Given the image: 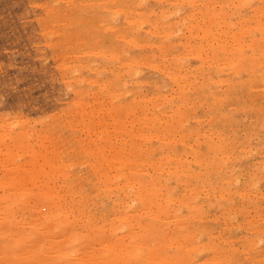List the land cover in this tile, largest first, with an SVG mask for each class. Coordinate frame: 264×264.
Returning a JSON list of instances; mask_svg holds the SVG:
<instances>
[{
    "label": "bare ground",
    "instance_id": "1",
    "mask_svg": "<svg viewBox=\"0 0 264 264\" xmlns=\"http://www.w3.org/2000/svg\"><path fill=\"white\" fill-rule=\"evenodd\" d=\"M58 1L54 0V3L55 2L58 3ZM78 1L80 2V0H77V3H76V0H75V3L77 4V6H76V4L74 5L75 7L70 5V4L68 5V3H67L68 1L64 2V4L67 3L68 6H72V7H74V9L77 7L76 8V10H77L78 7H81V6H78V4H79ZM84 1H86V0H83V4L85 3ZM93 1H95V0H93ZM98 1H100V0H98ZM118 1H121V0H118ZM127 1H129V0H126L125 3H127ZM132 1H130V2L133 3ZM141 1L139 0L138 5L140 4ZM146 1L147 0H145L144 2H146ZM172 1L175 2V0H172ZM177 1L181 2L182 0H177ZM190 1L188 3H190ZM214 1L215 2H211V3H210V1H207V2L210 5L216 4L217 0H214ZM222 1H225V0H221L220 2H222ZM262 1H263L262 2L263 4L260 1L261 5L258 4L259 2H255L257 5L253 4L252 6H248V7H251L250 8L251 11L248 14L249 16L247 14L245 16V14H244V13H248V11L246 12V10H248V9L243 11V13L241 11L242 15L244 14L243 15L244 17H242V19L237 18L241 26L237 25V26H239V29L237 26L235 27L234 26V24L236 23V21H235V23L233 24V26H234L233 28L238 29V31L235 29V31L237 33H231L230 36H228L229 38L227 37L228 39L225 38V40H226L225 42H222L218 37V34H219L218 27H220V29H222L223 31L224 30L227 31V26H229V25L225 24L226 25L225 28L219 26L220 24H223L224 21H221L222 22L221 23L218 19H219V16H222L221 15L222 12L225 11L226 8H228V7L224 8V9L222 8L223 10L220 9L222 11V12L220 11L221 12L220 14L218 13L219 7L217 9V12L216 11L212 12V13H210L211 15H208V13H205L206 9H204V11H200V12H204L206 14V16H205L206 18H207V16L210 17V20H209V17L207 18V23H208V20L210 21L208 23V25L206 23H204L206 25L203 26L205 28L207 27L206 30H204V28H203L202 30L204 31V33L202 30H201L202 32L200 33L201 35H204V38H207L206 40H208V37L210 38V41H209L210 45L209 46L206 45V46H208V48H210V53L203 49L204 47L206 48V46L204 44H203L204 46L200 45V47H197L199 44L197 45V43H194V44H196L197 48L193 47L194 46L193 44H192L193 46H191V45H189V46L182 45L181 46L180 45L181 48H183V49H185V47H186V49L183 50V51H186L185 54L184 53H182V54H184V55L188 54L187 56H191V57L194 56L195 57V55H194V53H195L197 58H199V61L201 59L199 66L195 65V63H194V65H189V63L187 61H186V63H188V64L183 63L182 61L187 56H184L185 57L184 59H181V57H180L179 59H181V61L179 59L177 61L173 60L172 62L173 63L175 62V64H174L175 66L173 64L171 65L169 63H168V66L171 65L170 67L160 66L159 64L157 65L158 68L163 69L164 72L161 70L162 74L165 73L164 75L165 76L167 75V77H169V79L171 81H173L177 84L180 83V85L176 84L177 88H178V90H177L178 92L175 94L176 97L173 96L172 94H169V95H172L173 97H175V99L173 97L171 98V96L168 95L170 97L169 98L168 96H166L167 94L165 95V93L163 91H161V92H163L164 94H160L159 92H158L159 93L158 94L157 91H155L154 92L155 94H154L152 92L154 90H152V88H151L154 86L153 84H155L154 83L155 81H154L152 84L153 86L151 85V83L148 84V85H151V86H149V88H151L150 91L152 90L151 93H153L154 95L150 94L149 97H147L145 99H144V97H142V95H140V97H142V98L138 97L139 99H137V98L133 97L135 94V93H133L132 94L133 96L131 95V97L129 98L130 100H131V98L134 99V105L135 106H133V102H131V101L129 102V99L127 100L128 102L126 103L122 99V97H124V96L121 97V95L124 94V92H125V94H126V92L127 93L130 92V90H131L130 86L132 83H129L130 89L127 86L126 87L128 89H125L124 87L126 84L123 83L124 78H122V82L120 80H118V81L115 80V82L117 81L116 83L118 85H119V83H118L119 81H120L121 85L125 84L123 87L124 89H122V90H124L123 93H121L119 95L121 97V99L124 101V104H123V101H122V104H120L119 103L120 98H118L117 100H119V101H117V103H119V105L115 104L118 106H114L113 103H111L113 106L110 105V106H112V110L122 112V116L118 115L119 119H121V120L125 119V116L123 117L124 111H122V110H125V112L129 111V113H130L131 110H134L136 108V106L141 109V110L138 109L139 111H141V113L139 116L136 115V119L132 120V123L134 122V120L138 123V124H136L137 126L135 125L136 130L133 129L134 131L132 132V128H130L131 126L130 127L128 126L127 127L128 131H127L126 130L127 128L124 127L125 128L124 132L127 131L125 133L126 135H124V132H123L124 128L121 129V131L123 132L122 133L123 136L127 137V134H128V137L130 135V140L132 139L131 140L132 142L129 141L130 143H127L128 141H126L125 137H124V139L123 138L121 139V141H123V142L122 143L119 142L121 144L127 143L128 145H130V146H128V148L129 147L130 148L127 149V151L129 150L128 154H126L127 156L125 155V153H127V151L124 150L125 149L124 147L121 150V146L119 145V143H116V144H118L116 146H118V147L120 146L119 148L114 147L117 149H114V148H113L114 150L110 149V151H112L114 154L117 153V155H118L117 157L119 159H121V156H122L121 154L123 153V150L125 152L123 154V156L124 155L126 156V157H124V159H121L122 161L121 160L119 161V159H117L119 161L118 167L116 165H113L114 170L116 167L118 168V172L115 175V177L113 175L114 178L112 177L113 179H111L110 177H108V173H107V175H105L106 171H104V169H103L104 172L98 171V172H103L102 178L105 177L104 178L105 185H103V186H106V187H101V185L98 184L96 193L93 192L92 193L93 195L90 194V196H89L88 191H87V193H85L83 191L84 189L86 190V187H84L83 190L78 189V190H82V191L76 193V192H73L74 189H72L74 184L73 185L71 183L68 184V182L65 181L64 184L67 183L68 185L66 184L67 187L66 186H64V187L67 188L66 194L70 195V198H71V201H70L67 199L65 193H60L59 188L58 189L53 188L54 185L51 184L52 186H49V182L46 183L47 179L45 180V178H48L47 177L48 175H47L43 179L44 181H46V182H44L45 187L42 185L40 187H43V188L39 187L40 189L38 188L37 191H34V189L32 190L31 187L30 188H24L22 191H18L16 189H11L8 192H4L2 195H0V225L4 226V227H0V237L5 236V238H9L10 244H12L15 248H18L17 257L15 258L14 261L7 262L5 260H2V258L0 257V264H190V263L195 262L196 259H200V258H194L197 256H200L201 258L205 257L203 259H200V260H202V262L199 260L200 264H228V263L230 264V262H228V260L231 259V262H233L232 261L233 258H236V255L238 254V253L234 254L235 253L234 251H238L239 246H241L240 248H242V247L244 248V249L242 248L243 250H241V252H242L241 254H244L247 257V259H250V261L252 260L255 262L256 261L261 262L263 260L261 263L264 262V253L262 251L263 248L260 250L261 245L262 244L264 245V243H262L260 245V241L262 239L260 238L261 236L258 237V235L260 233L257 234L258 228H260V226H258L259 223H257L258 220L261 219L262 221H264V211H261L262 209L260 207H257L258 204H260L259 206H261V204L264 203V152H262V150L264 149V0H262ZM69 2H71V1L69 0ZM87 2H89V1H87ZM108 2H110V1H108ZM121 2L118 3L119 4L118 9H115V8H117L116 7L117 2L115 3L116 5L113 4L115 6V7L113 6L114 7L113 9L114 10L121 9L120 5H123V4H120ZM123 2H124V0H123ZM134 2H136V1L134 0ZM193 2L195 3V1H193ZM199 2H202V0ZM207 2H205L206 6H207ZM246 2H247L246 5H250V4H252L253 0H243L242 3L240 0V4L244 5V3H246ZM49 3L50 2H48L46 4H48V7L50 8ZM169 3H171V1ZM226 3H224V4H226ZM72 4H74V2ZM95 4H96V2H95ZM145 4H147V3H144V5ZM162 4H163V2H161V4H160L161 8L163 7ZM178 4H177V6H178ZM217 4H220L219 1H217ZM230 4H231V2H230ZM235 4H237V3L236 2L234 3V6L236 7ZM59 5H56V7ZM86 5L85 4L82 5L81 8H83ZM107 5L112 6V4L109 5L108 3H107ZM124 5H126V4H124ZM127 5H129V4H127ZM173 5L174 4H172V6ZM179 5L185 7V5H182V4H179ZM221 5H223V4L221 3ZM65 6H66V4H65ZM65 6H64V8H65ZM99 6L101 8V6H104V5L101 3V5H99ZM108 6H106V7H108ZM134 6L136 8V5H134ZM134 6H131V4H130V6H128V8L125 6H124V8L125 9L127 8V11H128L129 7H130V10H132L131 7H134ZM142 6H140V8ZM155 6H157V5H155ZM203 6H204V4H203ZM232 6H233V4H232ZM239 6H238V8H239ZM48 7L45 8V6H44L45 10L48 9ZM86 7H88V6H86ZM91 7H94V6H91ZM143 7H145V6H143ZM146 7H149V6H146ZM212 7H213V5L209 8L212 9ZM59 8H60V6H59ZM61 8H63V6ZM66 8H68V7L66 6ZM89 8H90V6H89ZM111 8L109 7V10ZM135 8H134V11L136 10ZM140 8H138L139 10H136V11H142L143 10V9L140 10ZM156 8H155V10H156ZM166 8H168L167 5H166ZM176 8H174L172 10H176ZM230 8H231V6H230ZM238 8H237V11L240 12V10ZM63 9H61V10H59V12L58 11L57 12L60 15L61 14L64 15ZM74 9L72 8L73 12L75 11ZM90 9L92 10V8H90ZM99 9H98V11H96L97 9L95 10L93 8V10H94L93 12L96 11L98 13L100 11ZM113 9H112V11H114ZM146 9H147V11L145 10V14L147 15L146 12H148V14H149L150 11L152 12V10L154 8H152V9L150 8L149 11H148V8H146ZM198 9L200 10L199 7H198ZM232 9L236 10L233 7H232ZM72 10L69 12H72ZM84 10L85 9L83 8L82 12H84ZM105 10H103L106 12L105 14L110 12V11H107V9H105ZM123 10L124 9H122L121 12ZM180 10L181 9H179L178 12H180ZM48 11L50 12L51 10H48ZM53 11H54V7L52 9V12ZM61 11L63 13H61ZM66 11H65V13H66ZM195 11H196V8H195ZM227 11L228 10H226V12H225L226 14H227ZM231 11H233V10H231ZM132 12H133V10H132ZM143 12H144V10H143ZM154 12H156V11H154ZM169 12H171V10H169ZM181 12H183V9ZM58 13H55L54 15L52 13V16H55L56 20L58 18L57 16H59ZM76 13H74V15L71 14V15H73V17L72 16L69 17L68 15H67L68 17L66 15L65 16L62 15V16H63V18L65 17L64 19L69 18V20L71 22V19H73L75 17ZM85 13H86V11H85ZM88 13H86V16ZM99 13H98V15H96L94 13H90L89 15L92 16V14H94L95 17L99 16V18H101V19H99L101 22L102 17H104L105 14L101 15L103 13L102 12L99 15ZM161 13L162 12H160L159 14H161ZM172 13H174V11L171 13H168V14L165 13L164 16L166 17V14H167V18H169L168 16ZM190 13H191V11H189V14ZM198 13H196V14L201 17V14L199 15ZM235 13L237 14V12H235ZM48 14H50V13H48ZM66 14H68V12ZM119 14H120V12H119ZM126 14L127 13H125V15ZM136 14H137V12H136ZM183 14L185 15L184 12H183ZM191 14L189 15V17L190 16L193 17V13H191ZM239 14H237V16ZM80 15H82L81 12H79L78 17ZM127 15L130 16V14H127ZM143 15H144V13H143ZM155 15H157V14H155ZM172 15H175V14H172ZM232 15H233V13H232ZM47 16H50V15H46V18H47ZM86 16H83V17L80 16V19L83 20V18H85ZM91 16H89L88 21H90ZM107 16H109V15L107 14ZM111 16H114V15L110 14L109 17H111ZM115 16H116V14H115ZM118 16H120V15H118ZM124 16H122V17H124ZM153 16L154 15H152L151 17H153ZM161 16H162V14H161ZM176 16H178V15H176ZM61 17H59V18L62 19ZM78 17L77 18L75 17L77 20H74L75 18L72 20V24H73V21L77 22V24L79 22L80 23L82 22V21L78 22ZM92 17H94V16H92ZM117 17H116V20H117ZM126 17H124V20L126 19V23H125V21H123L122 22L123 25L124 24L127 25L128 21H127ZM130 17H128L129 20L132 19ZM138 17L139 16H137V18ZM140 17H142V16L140 15ZM155 17H157V16H154L153 17L154 19L152 18L151 21L154 20V22H155V20L157 19V18L155 19ZM181 17H182V15H181ZM203 17L204 16H202L201 19H204ZM226 17H228V15ZM230 17H228V19ZM221 18L223 20L225 19L224 14H223V17H221ZM47 19H49V17ZM230 19H231L230 21H232V18H230ZM94 20L97 21L98 19H94ZM112 20H114V19H112ZM122 20H123V18H122ZM165 20L166 19H164V22H165ZM172 20H174V18ZM183 20H184V18L182 19V21ZM195 20L196 19H194V21ZM52 21H54L55 25H56V21L54 19H52ZM52 21L50 19L48 22V25L51 24ZM63 21H65V20H62L60 22H63ZM106 21H109V20H106ZM151 21L149 20V22L148 21L147 22L151 23ZM162 21H163V19H162ZM162 21H160V22L164 24V22H162ZM187 21L188 20H186L185 24H187ZM226 21L228 22V20H226ZM226 21L224 23H227ZM70 22L69 23L65 22V24L68 25V24H70ZM86 22L87 21L85 20V23ZM91 22L92 21H90L89 23H91ZM160 22H159V24H160ZM166 22L168 23V19ZM169 22H171V20ZM196 22H197V20L195 21V23ZM246 22H249V23H247V25L245 26ZM89 23L87 24L88 26H89ZM107 23L106 22L103 23L102 24L103 27H102V25L101 26L98 25L99 26L98 28L102 27L101 30H104V26H106L104 24H107ZM119 23H118V26H121ZM140 23H139V25H140ZM188 23H192V22L189 21ZM77 24H74V28L81 26V25H79V24L77 25ZM98 24H100V23H98ZM113 24H114V21L112 24H109L108 26L112 25V28H113ZM185 24H182V25H185ZM193 24H194V22H193ZM201 24H198V25L202 27ZM214 24H215L216 30H215V28H213ZM229 24H230V22H229ZM44 25H45V23H44ZM60 25H62V24H60ZM60 25H58V23H57V26L61 27ZM75 25H77V27ZM128 25L132 26L133 24H128ZM152 25L155 26L154 24H152ZM188 25L185 26L186 29H188L191 26V24L189 27H188ZM198 25L196 23V26H198ZM52 26H49V27L51 28ZM63 26L66 27V25H63ZM88 26H86V27H88ZM94 26H96V22H95V25H93V24L90 25V27H88V29L89 28L92 29V27H94ZM118 26L116 24L115 28ZM131 26H128V27L131 28ZM159 26H155V27H159ZM196 26H195V28H196ZM136 27L137 26H135V28ZM165 27H167V26H164L163 29ZM201 27H199V29H201ZM54 28L55 27H53V29ZM57 28L58 27H56L53 31L54 32H55V30L58 31L59 28L58 29ZM74 28H70V29L67 28L68 30L65 31V32L69 31V33L71 34V37H72L71 39H73V37L77 34V32H76L74 36L72 35V33L75 32ZM85 28H83V29L86 30ZM107 28H109V27H107ZM122 28H123V26H121V28L119 27L118 29L120 30ZM124 28L126 29V27H124ZM130 28H127V30L129 29L128 32H127V30L125 31L124 29H122V31L124 30L125 33L127 32L126 34H124V32L122 33L121 31H120V33L122 35L123 34L127 35L132 30L133 26L131 29ZM139 28H141V26ZM171 28L172 27H169L168 29H166V31L170 29V33H171ZM77 29L80 30L79 27ZM83 29L80 31L83 32ZM88 29L86 30L87 32L84 31V33L87 34V36L93 35V33L91 34ZM163 29L160 30V28H159L160 32H162ZM70 30H72V33L70 32ZM93 30L95 31V29H93ZM99 30H98V32H100ZM133 30L135 31L134 28H133ZM140 30L142 31V29H140ZM159 30L157 28L156 32ZM173 30H175V29H173ZM183 30H185V29H183ZM222 30H219V31H222ZM179 31L181 32V29H178L175 32V34L178 33ZM189 31L190 30H188V32ZM230 31H232V29ZM61 32H64V31H61ZM105 32L106 33H104V32L100 33L103 38H101V36L99 37L100 39L98 37H96V38H98V40L105 39L106 36L108 38L109 35H107L108 34L107 31H105ZM116 32L117 31L115 30L114 31L115 35H116ZM152 32H153V30H152ZM196 32L198 34V31H196ZM69 33L67 32L68 35H69ZM78 33H81V32H78ZM102 33H104L106 36L105 35L103 36ZM109 33L111 35L112 32L110 31ZM151 33L147 37L152 36ZM162 33L163 34L160 37H163L164 33L166 36L167 35L169 36V34H170V33L168 34V32H167V34H166V32H162ZM63 34H65V33H63ZM95 34L98 36V34L96 32L94 33V35ZM113 34L111 36H109L108 40L113 39L112 38V37H114ZM136 34H138L137 31H136ZM142 34H144L143 31H142ZM189 34H191V31ZM221 34H223V33H221ZM227 34H228V32H227ZM58 35L60 36V34H58ZM80 35L81 34H79L78 36L80 37ZM117 35H118V33H117ZM117 35H116V37H118ZM133 35L135 36V33ZM133 35L130 34L127 37L132 38ZM145 35H147V34H145ZM173 35H174V31H173ZM179 35H177V36L179 37ZM63 36H61L60 39L61 38L63 39ZM67 36H65V38ZM81 36L84 37L85 35L82 34ZM87 36L85 37L86 39H88V37H89V36L88 37ZM138 36H141V38L144 37L143 35L138 34L137 38H139V40L141 38ZM181 36L183 38V34H181ZM185 36H186V33H185ZM187 36H188V40H189V35H187ZM190 36L192 37L193 34H191ZM92 37H89V40H90V38L92 39ZM67 38H69V36ZM67 38L65 40H63V41H65V42H63L64 44L67 42L66 41V40H68ZM75 38H77V37L75 36ZM124 38H126V36ZM131 38H130V40H131ZM137 38L136 39H135V37L132 38V39H134V41L135 40L137 41V42L135 41L137 43V45H139V44L142 45V42H146V41L150 42V40L152 39L150 37L151 39L148 40V38L144 37L146 41L142 40V39H144V38H142L141 39L142 42L140 40L141 43H139ZM166 38L167 37H165V41H166ZM200 38H202V37H199V40H197V41H200L201 40ZM58 39H59V37H58ZM71 39H69L70 42H71ZM123 39L120 42L121 43L120 45H123V43L125 44V41L127 43L129 42V40H126V39H124L125 41L123 42ZM75 40L81 41V39L80 40L75 39ZM82 40H83V38H82ZM95 40L96 39H94V41ZM161 40H162V38L157 40L159 43V46H160V43H161V45H163L162 43L164 41L162 42ZM171 40L172 39H170V41H169V38H168L169 42H171ZM183 40H185V39H183ZM203 40H205V39H203ZM206 40H205V42H207ZM74 41L71 44H74ZM76 41H75L76 44H74V47H75V50L78 51L77 49H80L81 47L78 48L77 46H75V45H77ZM113 41H111V42H113V45L116 43L117 44L119 43L118 41L116 42L114 39H113ZM134 41L131 42V45H134V43H133ZM152 41L153 40H151V42ZM159 41H161V42H159ZM178 41H179V39H178ZM61 42H62V40H61ZM101 42L102 41H100V45L103 43V42L102 43ZM180 42L182 43V41H180ZM180 42H178V44H180ZM189 42H190V40H189ZM192 42H196V41L192 40ZM68 43H69V41H68ZM83 43L84 44L87 43V40H85V42H84V40L81 42V44L84 47ZM89 43H91V41ZM89 43H88V46L86 45L85 47L88 48L89 46H92L91 44L93 42L90 45H89ZM96 43H97V40H96ZM175 43H176V41H175ZM64 44H63V46H64ZM71 44H69V46H71L69 49L72 48ZM93 44L95 45V43H93ZM103 44H105V48H107V49L108 48L111 49L110 47L113 46V45H110L109 43H107V44H109L110 47H106L108 45H106V43H103ZM103 44L101 46L100 45L99 46L101 48H103L104 47ZM143 44L144 45L149 44V46H150L151 44H153V42L151 44L150 43H143ZM182 44H184V43H182ZM185 44H187V43H185ZM190 44H191V42H190ZM57 45H58V47L61 46L60 41H59V43H56L55 46H57ZM78 45H79V43H78ZM137 45H134V46H137ZM157 45L158 44L154 45V47ZM166 45H168V44H166ZM50 46H51V44H50ZM52 46L54 47V44ZM114 46H116V48L118 47V45H114ZM127 46H129V45H127ZM134 46H132V47H134ZM173 46H172L173 47L172 49H174L176 45H173ZM58 47H56V48L58 49ZM66 47L67 46H65V48ZM94 47H92V48H94ZM121 47H123V46H120L119 49L122 50ZM90 48H89V50H93V51L95 50V49H90ZM97 48H99V47L97 46ZM101 48H99V51L101 50ZM116 48L114 47V49H116ZM161 48L163 49V46H161ZM57 49H55V50H57ZM64 49L62 48L61 50H64ZM69 49L66 48L65 51L69 50ZM109 49H108V51L105 49V52L110 53ZM114 49H111V50H113V52H111L110 55H113V53H115ZM119 49H117V50H119ZM125 49L126 48H124V50ZM142 49L143 48H141V50ZM152 49H153V47H152ZM159 49H160V47H159ZM162 49H160V50H162ZM166 49H168V48L165 47L164 51ZM58 50H60V48ZM75 50H74V53H77ZM85 50L81 48V50L78 52H81V51L84 52L85 51L86 53H90V52L93 53V51L89 52V50L86 48H85ZM97 50L98 49H96V51ZM124 50L122 51L123 54H124ZM138 50H139V52H141L140 49H138ZM168 50H170V48ZM179 50H181V49H179ZM127 51L129 52L128 49H127ZM144 51H145V49H144ZM162 51H160V53ZM174 51H175V49H174ZM58 52L60 53V51H58ZM61 52L63 53V51H61ZM68 52H70V51H68ZM116 52L119 53L118 51H116ZM122 52L120 51V54ZM175 52L178 53L177 54L178 56L181 54V53L179 54V51L178 52L175 51ZM129 53L135 54L136 52L134 53V51H133V53H131V52H129ZM143 53L145 55V52H143ZM143 53H141V55ZM147 53H148V50H147ZM150 53H151V51L149 52V54ZM176 53H174L173 55H176ZM81 54H83V53H81ZM81 54H80V56H81ZM126 54H128V53H125V55ZM154 54L155 53H153L152 55H154ZM162 54L165 55V53H162ZM86 55L87 54H85V57H86ZM96 55H97V53H96ZM117 55H115L116 58L114 55H113L114 57H112V56H110V57L115 58L117 60V58H118ZM125 55H121L120 57L125 56ZM161 55H158V56H161ZM164 55L161 57L165 58ZM177 55L175 57H178ZM67 56L70 57L69 54H67ZM89 56H92V55H88V57ZM128 56L129 55H126L127 59L128 58L130 59V57H128ZM146 56H147V54H146ZM106 57L103 59L104 60L107 59ZM141 57L142 58H140V59H144L143 56H141ZM137 58H136V60H138ZM109 59L112 60L111 58H109ZM120 59H122V58H120ZM120 59L118 60L119 61L118 63L116 62L119 66H121ZM127 59L123 60V62H125L124 65L129 61V59L128 60ZM67 60H69V59H67ZM70 60H71V58H70ZM72 60H73V56H72ZM92 60H94V59H91V61L89 60V62H92ZM97 60H99V58ZM110 60H108V62H106V60H105L106 63H104V61H103L104 64H102V65L104 66L105 64H111L112 62H114L113 60H112V62ZM146 60H144V62H142V63L140 62L141 60L138 62H140L144 66H146V62L148 63V65H149V63L152 62V60L150 61V59H149L150 62L146 61ZM169 60H167V58H166V62H168ZM74 61H77V60L75 59ZM74 61H71V62L73 63ZM130 61H129L130 64L131 63L132 64L138 63L137 61L136 62L132 61V59H130ZM87 62L86 63L84 62V63L86 65L88 64L90 66V64ZM160 62H163V61H160ZM205 62H206V66H205V69L203 70ZM77 63H79V61H77ZM101 63H102V61H101ZM152 63H153V65L156 64V62H154V61ZM83 64H80V65H83ZM117 64H115V65L117 66ZM130 64L128 63V67L131 66V68H133L134 71L133 70L132 71L134 73H132V72L130 73V74H133V76H135L139 71H141L140 69L138 70V68L139 67L141 68V66L137 67V65H136L133 67L132 64L131 65ZM163 64H165V63H163ZM196 64H198V63H196ZM80 65L78 67L76 65L77 69L80 67ZM95 65H97V64H95ZM102 65L99 68H101V67L104 68ZM111 65H112V67H114L113 63ZM186 65H189V66L186 68ZM119 66H117L116 69ZM125 66L124 67L126 69L127 65H125ZM152 66L150 64L149 68H151V70L154 67V66L153 67ZM107 67H108V65H107ZM197 67H200V68H198V70L202 69L206 73V79H204L205 77L203 78L201 73L200 74L198 73V75L199 76L201 75V77L204 79L203 81L205 82V85H206V83H210L213 86L211 90L208 91L207 90L208 88H206L207 86L205 87L204 85L197 89V87H194V86L191 88L190 87L192 85L191 83H188L189 85L188 84L186 85V83H184V81L189 82V81H187L188 79L186 76H188L191 73V71L192 70L194 71V68H197ZM92 68L96 69L94 66ZM131 68L129 67L128 70L129 69L131 70ZM134 68H137V70ZM191 68H193V69H191ZM63 69L66 70L65 67ZM63 69H62V71H63ZM88 69H90V68H88ZM109 69L111 71V68H109ZM125 69L121 68L119 70L120 71L121 70L126 71ZM181 69L185 70V71H183L184 74H182L183 72L182 73L180 72ZM98 70L93 71L94 72L93 74H96L95 72L98 73ZM104 70H106V69H104ZM104 70H102V72ZM155 70H156V68H155ZM195 70H197V69H195ZM66 71H68V69ZM88 71L89 70H87V72ZM107 71H105L106 74L109 73ZM120 71H119V74L121 73ZM143 71H145V70H143ZM203 71H202V73H203ZM105 72L102 74H105ZM112 72L114 73V71H112ZM115 72H118V69ZM205 73H203V74H205ZM88 74L92 75V73H88ZM119 74L117 73V75H119ZM128 74H129V72H128ZM128 74L126 76H128ZM130 74L128 77L132 76V75L130 76ZM192 74H193L192 75V79H193L195 72ZM210 74L215 75V78H213V76H211ZM91 75H89L90 77L87 76L88 78L86 80L89 79L90 82L95 81L96 80L95 77H91ZM100 75L101 74H99V76H96V77L100 78ZM152 75H154V74H152ZM112 76H114V74ZM112 76L111 75L107 76L105 81L109 77L111 79ZM136 76L134 78H137L139 75L137 77ZM118 77H116V79H118ZM120 77H121V75H120ZM160 77H161V75H160ZM195 77L197 78V75ZM104 78H102V79H104ZM134 78H130V80H132ZM150 78H151V76H150ZM150 78H149V80H152ZM152 78L154 80V77H152ZM161 78H160V81L162 80L161 82H163V79H161ZM139 79H140V81L142 80V78H138L137 80H139ZM185 79H187V80H185ZM82 80H84V79H82ZM82 80H80V81H82ZM89 80H88V82H89ZM130 80H129V82H130ZM137 80H136V82H137ZM149 80L147 79L146 81L149 82ZM198 81H199V79H198ZM84 82H85V80H84ZM97 82L99 83L98 80H97ZM97 82H96V84H94V86L99 85V84L97 85ZM100 82L104 83L103 80ZM124 82H127V80ZM136 82H134V83H136ZM93 83H90V84H93ZM113 83H114V81H113ZM116 83H114V84L116 85ZM143 83H145V82H143ZM104 84H103V86L102 85H100V86L103 88L105 87L104 89L108 90V88L106 86H104ZM114 84H113V86H114ZM162 84H165V85H167V87H170L168 85V83H162ZM134 85L137 87L136 84H134ZM161 85H159V88L162 87V89H163L164 86H161ZM79 86L78 87L80 89H82V87H83V89H84V87L90 88L89 84L87 85L88 87L85 86V84L82 86L79 84ZM78 87H76L77 90L79 89ZM139 87H137L138 90H139ZM189 87L191 90L193 88H194V90L197 89L198 93L201 92V94H202V97L200 98L201 100L205 99V98H207V99L209 98V100H204V101H209V102H206L207 107H205V108H207V109H205V111L203 110L204 112H202V115H200L201 117L204 116L205 119L201 118V117L194 116V115H197L196 113L199 112L198 110H197L198 112H196V109H193L196 112V113L194 112L195 113L194 115H193V113L187 112L189 110V107L192 106L191 101L196 99V98L193 99V97H191L193 95H191V96L189 95V94H191L190 93L191 91L190 92L188 91ZM91 88L89 90H93L96 87H93L92 89ZM110 88L111 87H109V90H110ZM133 88L135 89V87H133ZM133 88H132V91H134ZM149 88H147V89L149 90ZM173 88H174L173 86L170 87L171 90H173ZM205 88H206V90H204ZM259 88H261L263 90L258 91ZM85 89H84V91L87 90V89L86 90ZM112 89H111L112 91L111 90L110 91L114 92L113 87H112ZM140 89H141L140 92L143 93L142 87H140ZM164 89H165V87H164ZM170 89H168L169 90L168 93L170 92ZM197 90H195V91H197ZM84 91H81V92H83L85 94ZM93 91H95V90H93ZM98 91L95 93L100 94L99 92H102L103 90H101L99 92ZM110 91H103L102 93H107ZM118 91L121 92V90H118ZM118 91H116V92H118ZM257 91H258V93H257ZM144 92H147V91L144 90ZM254 92H255V94H254ZM110 93H107L108 97H106V96L105 97L109 98L111 100L119 97V96H117L118 94H115V96L113 95L114 98H111V97H109ZM194 93H195V95H197L196 94L197 92H194ZM79 94H81V93H79ZM144 94H146V93H143V96H144ZM100 95H101L100 97L102 98L103 94H100ZM128 95H130V94L128 93ZM80 96L83 97V95H80ZM136 96H138V94ZM150 96H153V97H150ZM244 96H246L245 99H244ZM92 97L93 96L90 97L91 100H92ZM126 97H128V96L126 95ZM85 99H86V97H85ZM100 99L95 100V98H94L92 101H94V102L96 101L95 103H98V101L100 103H102V101H100ZM106 100H108V99H106ZM111 100H108L109 104H110ZM74 101H72V102H74ZM199 101L200 100H198L196 106H198V103H201ZM84 102L87 103V100H85ZM84 102L82 100V103H84ZM232 102H233V105H232ZM129 103H132V104L130 105ZM105 104L106 103L104 102V105ZM194 104H196V103H194ZM75 105L76 104H74V106ZM90 105H88V107ZM100 105H102V104L98 103L99 107H101ZM74 106L72 104V107H74ZM98 106H97V108H98ZM105 106H107V104ZM131 106H132V108H131ZM201 106H203V103L200 104V107L198 109H200ZM205 106H206V104H205ZM93 107L94 106L91 105V108H93ZM133 107H135V108H133ZM97 108L95 110H100ZM108 108H109V106L105 108L106 111ZM187 108H188V110H187ZM191 108H190V111H191ZM90 109H89V112H91ZM101 109H103V108H101ZM105 109H103V110H105ZM202 109H204V108H202ZM202 109L200 111H202ZM138 110H136V111H138ZM69 111H71V110H69ZM73 111L75 112V111H77V109L74 108ZM77 112L73 113L72 115L78 114L80 116L79 120L76 119V121H71V123L72 122L77 123V121H79V123L85 127V130H87L86 134H88L92 129L94 130V127L97 123H104L105 125H107V124H109V122H111L113 120L112 121L113 127H115V128L117 127L116 125L114 126V122L118 121V120H115V119H117V116L114 119L111 118L112 120L109 122L104 120V119H106L104 117H103L104 118L103 120L101 118V121L99 120V118H97L98 121L97 120L92 121V117L94 115V113H93V115L91 114V119L87 118V119H89V121L88 120L86 121L85 118L87 117L86 116L87 114L85 115L84 113H86L87 110L84 113H83V111L81 113L80 112L77 113ZM100 112H102V110H100ZM109 112L111 113V107L107 113H109ZM238 112H239V114L242 115V118H241L242 119L241 121H243L242 126L239 125L238 123H235L236 121L239 120L238 119L239 117L237 116ZM107 113H106V116H107ZM126 113L124 115H126ZM207 113L209 116L207 115ZM89 114H88V116H89ZM114 114H115V112H114ZM116 114H117V112H116ZM118 114H120V112ZM200 114H201V112H200ZM72 115H71V117H72ZM76 115H74V116H76ZM84 115L86 117H84ZM95 115H97L96 112H95ZM109 115L110 114H108L107 117L113 116V115H110V116ZM132 115H134V113ZM74 116H73V118H75ZM97 116H99V115H97ZM100 116H102V114H100ZM122 117H123V119H122ZM207 117L209 119V121H208L209 124L206 121ZM131 118H134V117L130 116L129 119H131ZM69 120L70 119H68L67 121H69ZM93 120H94V118H93ZM121 120H119V121H121ZM126 120L128 121V119H126ZM205 121L208 124L206 126V128L203 127L204 125L203 126L201 125L202 123H205ZM191 122L192 123L194 122L196 124L201 125L202 128L198 127L197 125H191L190 124ZM67 123H70V121ZM129 123H131V120ZM116 124L121 126V124H124V122H122L121 124L118 122ZM71 125H73V124H71ZM133 125H134V123H133ZM111 127L112 126H110V128ZM132 127H134V126H132ZM6 128L10 129V127H6ZM110 128L108 127V129H110ZM115 128H113V129L111 128V129L115 130L116 132L119 131V128L118 129H115ZM9 129H8V131H9ZM129 129H131V130L129 131ZM10 130L12 131L13 129H10ZM4 131H7V129H5ZM121 131L117 132L116 134H118V133L121 134ZM95 132H97V131H94L93 133H95ZM99 132L102 133V135H101V133H98L99 136L101 135V136L105 137V140H107V141L109 140L110 142L109 141L108 142L110 144H112L111 146H113L114 143H111L112 140H110V139L112 138L111 134L114 133V131L110 132L109 130L105 129V130H101ZM13 133H15V132H13ZM20 134L22 135V137L24 135L27 137V135L25 133L22 134L21 131L19 132L18 135L14 134L15 135L14 137H16V139H14L13 137H10V135L7 133V136L9 135V137H10L9 139H11V141L13 142V144L11 146L14 147L16 145V143L21 144V142L24 141V140H22V137ZM1 135L2 134H0V136ZM3 135H6V134H3ZM113 135H115V134H113ZM252 135L257 137L256 139L253 137L256 140V143L254 142L255 143V146H254L255 149L253 148V150L255 151V153L258 154L259 158L257 160V166H256V164L254 166V170L256 169L255 171H257V172H255V171L251 172L249 170L250 172L248 171V173H247V170H248L247 167H245V169H243V168H244V166L249 165V163H246L247 162L246 159L249 158L248 154H250V149H252L249 147V146H251L249 143H250V141H252V139L250 140V137ZM25 136H24V138H26ZM87 136H89V135H87ZM101 136H100V139H102ZM115 136H113V137H115ZM119 136H116V138ZM131 136H133L136 140H134L133 137H131ZM18 137H20V138H18ZM120 137H122V136H120ZM27 138H29V136ZM27 138H26L25 142H23V145L22 144L20 145V146L25 145L24 148L23 147L20 148L19 146H16V147H19V148H17L20 151L19 154H21L22 152L25 151L26 146H27L26 144L29 143V141H28L29 139H27ZM79 138L81 139L83 137H80V136L77 137V139H79ZM88 138H90V137H88ZM91 139H92V136H91ZM100 139H99V144H100V142H103L102 140L100 141ZM113 139H115V138H113ZM1 140H2V138H0V142H1ZM95 140L92 139L91 143L93 144V146L92 145L84 146V145H82L84 142L83 141L80 145V148L82 147V150H83V152H85V154H89L90 156H93L95 158V160H97V161H95L94 164L97 163L99 165V167H101V164H102L101 160L102 159L105 160L108 155L106 156L105 146L104 145L103 146L98 145L97 143H94L97 141V140L96 141ZM153 140L157 141L156 147L152 146L153 144H151V142ZM11 141L7 142L6 145L8 146L9 143H12ZM80 141H82V139ZM4 142L5 141H3L2 143L4 144ZM72 142H74V141H72ZM86 142H87V140L84 143H86ZM148 143H150V144H148ZM47 144H49V143H47ZM87 144H88V142H87ZM94 144H96V145H94ZM246 144L247 145L249 144L247 146V148L249 147V151H247L249 153L245 152L246 151L245 150ZM253 144H252V147H253ZM28 145L29 146H27V148L30 147V145H32V143L31 144L29 143ZM49 145H51V143ZM67 145H70V144L68 143ZM7 146H6V148H7ZM11 146H9L10 149H8V148L3 149L4 151L7 150V152L2 151L4 153V155H1V157H2V161L0 159L1 164H2L3 160H5L4 162L6 163V161L11 162L10 160L13 161V159L17 158V155H16V157H14L15 154H18L17 150H16V152H13ZM42 146H43V144H42ZM122 146H124V145H122ZM0 147H1V145H0ZM3 147H5V146H3ZM16 147L14 149H16ZM55 147H56V145H55ZM154 147L156 150L154 149ZM22 148L24 149V151H22L23 150ZM47 148L44 147V150H42V152H41L40 149L38 150V148H37V150H36V149H34V147L33 148L31 147L29 149V152H28L30 155V157H29L30 159L27 158L28 162H26V163H28L30 165L32 164L31 165L32 167L29 168L30 167L29 166L28 168L33 169V170L29 171L28 169H26L27 166H25L23 164V162H25V160H26L24 158L25 160L22 162V164L24 165L25 168L22 169L23 165H21V164L20 165H21L22 171L25 169L24 171H27L28 174H21L20 175V172H18V170L15 169L17 171V172L15 171L16 175H19V176H16V179H15V176L12 173L13 178L12 177L11 178L17 180L18 182L23 183L24 178H26V180L27 179L33 180L36 177H39V176H37L39 174L40 175L50 174V176H51L54 172L53 169H55V168L51 167L52 173H49L48 171L50 169H48V168L46 169V165L51 166V165L56 164L57 160L55 158L57 157L56 156L57 153H56V151L51 150V149L49 150ZM76 148H77V146H76ZM58 150H60V149H58ZM76 150H74L73 153H75ZM0 152H1V150H0ZM26 152L24 154H27ZM49 152H50V154H49ZM67 152L68 151L66 150V153ZM78 152H80V150ZM60 154L64 155L63 152ZM59 155H58V157H59ZM83 155H84V153H83ZM18 157H23V155L21 154V156H18ZM110 157L113 158V154H111ZM11 158H13V159H11ZM39 158L41 161L38 162ZM255 159H256V157H255ZM117 160L115 163H117ZM125 160H127L129 163V164H127L128 167L126 166L128 168L126 170L124 168V165H126ZM90 161H92V160L90 159ZM105 161H107V160H105ZM250 161H252V158ZM9 162H8V164H9ZM35 162L38 163L37 168H34ZM59 162L61 163L62 161L60 160ZM80 162H81V159H80ZM83 162H84V159H83ZM86 162H88V161H86ZM123 162H125V163H123ZM248 162H249V160H248ZM5 163H3V164H5ZM17 163L18 162H16V166H17L16 168H20L19 167L20 165ZM60 163H58L59 164L58 167L60 166ZM64 163L67 164L68 161L64 162ZM103 163H105V162H103ZM109 163L115 164V163H111V162L107 161L103 166L105 167V165H106V167H107V166H109ZM234 163H236V165L238 164L237 167H236V165H234ZM12 164L15 167V164L14 163H12ZM39 164H40V166H39ZM252 164L253 163H251V165ZM6 165H4V166H6ZM251 165L248 167L250 168ZM50 166H48V167L50 168ZM64 166H65V164H63V166H60V167L64 168ZM231 166L236 167L235 173L227 174L225 172V170L230 169ZM14 167H12V168H14ZM252 168H250V169H252ZM94 169L95 168H93V170ZM95 170H94V172H95ZM123 170H125V171H123ZM244 170L246 171L247 174L245 173ZM10 171H12V170H10ZM229 171H233V169L229 170ZM242 171H243V173H242ZM62 172L63 171H58V172L56 171L57 174L62 173ZM41 173H43V174H41ZM56 173H55V175H56ZM64 173L62 176H64ZM89 173L91 174V172H89ZM8 174H11V172H9ZM66 174L68 176V173H65V175ZM26 175H28L29 178L25 177ZM99 175H100V173L96 176H98V178L101 179L99 177ZM255 175H256V177H255ZM59 176H61V175H59ZM1 177H2V175H1ZM55 177L57 178V176H55ZM4 178H5V176L2 178V180ZM7 178H9V180H10V177H7ZM62 178H64V177H61V179ZM38 179L39 178H37V180ZM85 179L86 178H84L83 180H85ZM87 179H88V177H87ZM91 179H89V180H91ZM99 179H97V181ZM171 180H173L174 185H172L173 183H171V185L169 184V181H171ZM29 181H31V180H29ZM80 181H82V180H80ZM102 181H103V179H101V183H103ZM38 182H40V181L38 180ZM52 183H54V182H52ZM111 184H113V186H114L112 190L110 189L112 187ZM21 185H23V184H21ZM37 185L38 184L36 183V186ZM79 187H80V185H79ZM35 190H36V188H35ZM114 190H115V192H114ZM110 193H114V195L111 194L113 196H111V199L108 198V200H107V203H108L107 207H109L108 208L109 214H105V212L103 213V210H102V212H99V214H96L94 212V210H91L93 208L92 205L90 206V204H92V202L98 201V199H100L102 196L110 197ZM32 196L33 197L41 196L44 199V200H42L40 208H38V210H37L39 213L38 216L31 217V219H29V220L26 217L18 218L17 216H15L12 213L13 212L12 209L16 208V207L21 206L23 209H29V210H31L29 212L31 214L33 211H35V209H36L34 207L35 202L30 204V202L32 200ZM46 197H50V199H48ZM99 202H100V200H99ZM245 202L250 203V206L252 205L253 208L251 210H254L252 212L255 213V215L253 213L250 214V211H247V213L243 212L244 207H245L243 204ZM102 203H103V201H102ZM96 204H97V202H96ZM103 205H104V203H103ZM246 205H249V204H246ZM108 210H104V211H108ZM246 210H249V209L245 208V212H246ZM217 211H219V214L218 213L216 214ZM238 213L240 214L239 215L240 218L236 217V214H238ZM69 216L72 217L76 221V223L79 222V226H81L82 231L70 234L68 239H62L63 241H61V239L60 240L55 239L54 238L55 233L64 229V226L66 224L65 218H67ZM253 216L258 217L257 218L258 220L257 219L254 220ZM205 218H206V220H208V221H206V223L208 224L209 227L206 226L207 224L204 223V225H203V223H201V220H205ZM211 225L214 227H212ZM262 226H264L263 223H262ZM210 227H212V229ZM207 228H210V230L208 229L207 232H205L206 235H204V236L201 235V234H204V231ZM225 228L230 230L229 232L226 231L228 233V236L226 235L227 233L225 231H223ZM234 230H240L241 233L236 234V233H234L235 232ZM242 232H243V234H242ZM222 233H226L225 234L226 238H225V236L223 237ZM196 234L199 236L201 235V237H196ZM262 241H264V240H262ZM38 245H43V249L38 251V252H32L31 255H29V254L21 255V252L23 250H26L30 253L31 248L37 247ZM259 245H260V247H259ZM165 247H167L168 250L167 249L164 250ZM48 250H50V251L47 254ZM230 252L231 253L233 252L234 257L232 256L233 254H231ZM241 254H239V256H241ZM257 258H260V260ZM240 259H239V262L242 261ZM234 260H236V259H234ZM244 261H247V260L245 259ZM235 262H233V263L235 264ZM242 263L244 264L245 262H242Z\"/></svg>",
    "mask_w": 264,
    "mask_h": 264
},
{
    "label": "rangeland",
    "instance_id": "2",
    "mask_svg": "<svg viewBox=\"0 0 264 264\" xmlns=\"http://www.w3.org/2000/svg\"><path fill=\"white\" fill-rule=\"evenodd\" d=\"M52 1V2H51ZM0 0V134H6V135H1L0 136V138H2V140H1V142H0V145H1V147H0V150H1V152H0V159H1V161H2V157H1V155H4V153L3 152H7V150H3L4 148L5 149H10L9 148V146H11L12 144H13V142L11 141V139H9L10 137H13L14 139H16V137H14L16 134L18 135L19 134V132L21 131L22 132V134H26L27 135V137L29 136V138H27L25 135V137L27 138V139H29L28 141H29V143L31 144L32 143V145H30V147H28L27 148V146H29L28 144L29 143H27L26 145V149H25V151H24V147H25V145L24 146H20L21 144L23 145V142H25V140H26V138H24V136L22 137V135H21V137H22V140H24L23 142H21V144H17L16 143V145L13 147V146H11V148H12V150H13V152H16V150H17V153L18 154H15L14 155V157H16V155H17V158H15V159H13V158H11V159H13V161L12 160H10L11 162H9V161H6V163L4 162L5 160H3V162H2V164H1V162H0V174L2 175V177H1V175H0V195H2L4 192H8L9 190H11V189H16V190H18V191H22L24 188H32V190L34 189V191H37L38 190V188L40 187V186H44L45 187V183L44 182H46V183H48L49 182V186H52V185H54L53 186V188H59V191H60V193H67V185L69 184V183H71L72 185L74 184V186H73V188L72 189H74V191L73 192H80V191H82L83 189H84V187H86V190L84 189L83 191L85 192V193H87V191L89 192L88 194H89V196H90V194L91 195H93L92 193L94 192V193H96V191H97V185L98 184H100L101 185V187H106V186H103V185H105V183H104V178H102L103 177V172L104 171H106L105 173V175H107V173H108V177H110L111 179H113L114 177H115V175L117 174V172H118V166H119V161L121 160V159H124V157H126L127 155L126 154H128V152H129V150L127 151V149H129L128 148V146H130V145H128L127 143H130V142H132L131 140H130V135H129V137H128V134H127V137L126 136H123L122 135V133L124 132V130H125V128H127L128 126L130 127V128H132V132L134 131L133 129H135L136 130V124H138L135 120H134V125H133V123H132V120L133 119H136V115H140V113H141V111H139V110H141L140 108H138L137 106H136V108L135 107H133V108H135L136 110H138V111H136L135 109L134 110H131V112L129 113V111L126 113L125 112V110H122V111H124V113H123V117L125 116V119H123V117H122V119L123 120H121V119H119V117H118V115H121L122 116V112L121 111H114V110H112V104L111 103H113L114 104V106H118L119 105V103L120 104H122V101L124 100L126 103L128 102L127 100L131 97V95L133 94V93H135L134 94V98H137V99H139L138 97H140V95H142V97H144V99L145 98H147V97H149V95L151 94V95H154L155 93V91H157V93L159 92L160 94H164L165 93V95L166 96H168L169 94H172L173 96H175L176 97V93L178 92L177 90H178V88H177V85L179 84L180 85V83H175V82H173V81H171L170 79H169V77H167V75L165 76L164 74L165 73H163L162 74V71H163V69H160V68H158V64L160 65V66H168V63L169 64H175V62L173 63L172 61L174 60H178L180 57H181V59H184L185 57L184 56H187V55H184L185 54V52L186 51H183V50H185L186 49V47H185V49H183V48H181V46L182 45H186V46H189V45H191V46H193V47H196V44H194V43H197V47H200V45H210L209 43V41H210V38L208 37V40H206L207 38H204V35H201L200 33L203 31L202 29L204 28V30H206V28L205 27H203V26H205L206 24L208 25V23L210 22L209 20H210V17L209 16H207V18L209 17V20H208V23H207V18L205 17L206 16V14L205 13H208V15H211L210 13H212V12H217V9H218V7H219V14L222 12L221 10H223L224 8H226V7H228V8H226V10H228L227 11V14L225 13L226 12V10L225 11H223L222 12V16H219V21L221 22V21H226V20H228V22L227 23H224L223 22V24H220L219 26H221V27H226V25L225 24H228L229 26H227V31H223L222 29H220V27H218V32H219V34H218V37H219V39L222 41V42H225L226 40H225V38H227L228 36H230V34L231 33H237L236 31H235V29L233 28L234 26L236 27L237 25H240V23H239V21H238V19L237 18H241L242 19V17H244L243 15L245 14V16H246V14L248 15L249 13H250V8L251 7H248V6H252L253 4L254 5H257L255 2H259L258 4L259 5H261V3L263 2L262 0H253V2H252V4H250V5H246L247 4V2L246 3H244V5L243 4H240V0H225V1H222V2H220L221 0H217V1H219V3L220 4H217V1H216V4H208V2L207 1H210V3L211 2H215L214 0H202V2H199V1H201V0H182L181 2H179V1H177V0H175V2H173L172 0H147L146 2H144L145 0H140L141 2H140V4L138 5V3H139V0L137 1V0H135L136 2H134V0L132 1V0H129V1H127V3H125L126 2V0H124V2H123V0H121V1H118V0H100V1H93V0H86V1H84L85 3V5L86 6H88V7H86V6H84L83 8L85 9L84 10V12H82L83 11V8H81L82 7V5H84L83 4V0H80V2L78 1V6H81V7H78V9L80 10H76V8L74 9V5L77 3V0H76V3H75V0H70L71 2H69V0H57L58 1V3L57 2H55L54 3V0ZM66 1H68L67 3H68V5L70 4V5H72V6H74V7H72V6H68L67 5V3H65L66 4V6L68 7V8H66V6H65V4H64V2H66ZM87 1H89V2H87ZM108 1H112L111 3L110 2H108ZM130 1H132L133 3H131ZM157 1V2H156ZM171 1V3H169V2ZM186 1V2H185ZM190 1V3H188ZM193 1H195V3L193 2ZM207 2V6L205 5L206 3L205 2ZM233 1V2H232ZM242 1L243 0H241V3H242ZM260 1H261V3H260ZM48 2H50L49 3V5H50V8L48 7V4H46V3H48ZM74 2V4H72ZM95 2H96V4H95ZM105 2V3H104ZM117 2V8H115V9H118V3L119 2H121L120 4H123V5H120L121 7V9H119V10H114L113 8L115 7L113 4H115ZM147 3V4H145L144 5V3ZM161 2H163V4H162V8H161ZM183 2V3H182ZM230 2H231V4H230ZM237 3V4H235L236 5V7L234 6V3ZM57 3V4H56ZM63 3V4H62ZM89 3V4H88ZM101 3L105 6H101V8H100V6L99 5H101ZM107 3L109 4V5H111L112 4V6H108L107 5ZM135 3V4H134ZM154 3V4H153ZM159 5H158V4ZM182 4V5H185V7H183V6H181V5H179V4ZM221 3L223 4V5H221ZM224 3H226V4H224ZM229 3V4H228ZM60 4V5H59ZM82 4V5H81ZM124 4H126V5H124ZM127 4H129V5H127ZM130 4H131V6H134V5H136V8H135V6L134 7H131V9L133 10V12H132V10H130V7H129V9H128V11H127V8H128V6H130ZM168 6V8H166V5ZM169 4V5H168ZM172 4H174L173 6H172ZM177 4H178V6H177ZM193 6H192V5ZM196 4V5H195ZM200 4V5H199ZM203 4H204V6H203ZM232 4H233V6H232ZM263 4V3H262ZM45 6V8H47L48 7V9H46L45 10V8H44V6ZM56 5H59L60 6V8L63 6V8H64V6H65V8L63 9V8H61V9H63L62 11L64 12V15L63 14H59L58 12H59V10H61L60 8H59V6H57L56 7ZM62 5V6H61ZM116 5V4H115ZM145 6V7H143V6ZM153 5V6H152ZM155 5H157V6H155ZM189 5V6H188ZM213 5V7H212V9L211 8H209V7H211ZM220 5V6H219ZM227 5V6H226ZM240 5V6H239ZM243 5V6H242ZM246 5V6H245ZM47 6V7H46ZM76 6H77V4H76ZM89 6H90V8H92V10L89 8ZM91 6H94V7H91ZM97 6V7H96ZM99 6V7H98ZM106 6H108V7H106ZM114 6V7H113ZM123 6V7H122ZM124 6L125 7H127L126 9L124 8ZM140 6H142L141 8H140ZM146 6H149L151 9L152 8H154L153 10H152V12L150 11V13L148 14V12H146L147 13V15L145 14V10L147 11V9L146 8H148V11H149V7H146ZM175 6V7H174ZM209 6V7H208ZM230 6H231V8H230ZM238 6H239V8H238ZM245 6V7H244ZM52 7V8H51ZM53 7H54V11L52 12V9H53ZM70 7V8H69ZM109 7L111 8L110 10H109ZM140 8V10L141 9H143L144 10V12H143V10L142 11H136V10H139L138 8ZM157 7V8H156ZM165 7V8H164ZM172 7V8H171ZM176 8V10H172V9H174V8ZM198 7L200 8V10L198 9ZM205 7V8H204ZM232 7L233 8H235L236 10H234V9H232ZM72 8L77 12H73V10H72ZM82 10H81V9ZM93 8L96 10V11H98V9L100 10L99 12L100 13H102L101 15H103V14H105L106 12V10L105 9H107V11H112V9L114 10V11H112L110 14L111 15H114V16H111V17H109L110 16V14L109 13H107L109 16H107V14H105L104 15V17H102V21L100 22V20L99 19H101V18H99V16H96L95 17V15L94 14H96V15H98V13L95 11V12H93L94 10H93ZM134 8L136 9L135 11L137 12V14H136V12L134 11ZM155 8H156V10H155ZM194 8V9H193ZM195 8H196V11H195ZM208 8V9H207ZM223 8V9H222ZM237 8L240 10V12L239 11H237ZM69 9V10H68ZM87 9V10H86ZM102 9V10H101ZM122 9H124L122 12H121V10ZM160 9V10H159ZM171 10V12H173L174 11V13H172V14H175V15H172V14H170L168 17L169 18H167V14L168 13H171V12H169V10ZM179 9H181L180 10V12H178L179 11ZM182 9H183V12L185 13V15L183 14V12H181L182 11ZM185 9V10H184ZM188 9V10H187ZM191 9V10H190ZM204 9H206L205 10V13L204 12H200V11H204ZM214 9V10H213ZM216 9V10H215ZM221 9V10H220ZM233 10V11H231V10ZM246 9H248V10H246ZM48 10H51L50 12L48 11ZM56 10V11H55ZM67 10V11H66ZM72 10V12H69V11H71ZM89 10V11H88ZM103 10H105V11H103ZM168 10V11H167ZM212 10V11H211ZM246 10V12L248 11V13H244L243 15H242V13H243V11H245ZM58 11V12H57ZM61 11V13H63ZM65 11H66V13L68 12V14H66L65 13ZM85 11H86V13H88L87 14V16H86V13H85ZM88 11V12H87ZM92 11V12H91ZM102 11V12H101ZM125 11V12H124ZM154 11H156V12H154ZM166 11V12H165ZM176 11V12H175ZM186 11V12H185ZM189 11H191V13H193V17H189V15L191 14H189ZM211 11V12H210ZM221 11V12H220ZM233 13V15H232V13ZM241 11H242V13H241ZM79 12H81V14L82 15H80V16H86L85 18H83V20L82 19H80V16L78 17V15H79ZM119 12H120V14H119ZM160 12H162L161 14H162V16H161V14H159ZM164 12V13H163ZM178 12V13H177ZM199 12V13H198ZM235 12H237V14H239L238 16H237V14L235 13ZM239 12V13H238ZM48 13H50V14H48ZM52 13H53V15L55 14V13H58V15L59 16H57L58 18H57V20L59 19L60 21H62V20H65V21H63V22H60L59 20V22L55 19V16H52ZM70 13V14H69ZM74 13H76V15H75V17L77 18L78 17V22L79 21H82L81 23L79 22L78 24L79 25H81V26H78L79 28H80V30H82L83 28H85L86 26H88L87 24L90 22V21H92L91 23L93 24V25H95V22H96V26H94V27H92V29H88V27H90V25H92L91 23H89V26L88 27H86L85 29L87 30H89V32L92 34L93 33V35H94V33L96 32L97 34H98V36L96 35H88L89 37H92V39L90 38V40H89V37L87 36V34H85L84 33V31H86V30H84L83 29V32L82 31H80V30H78L77 28V22H75V21H73V24H72V20L75 18H73V19H71V22H70V20H69V18L68 19H64L63 18V16H72L73 17V15H74ZM85 13V14H84ZM90 13H94V14H92V16H94V17H92L91 15H89ZM100 13H99V15H100ZM124 13V14H123ZM125 13H127V14H130V16L129 15H125ZM133 13V14H132ZM143 13H144V15H143ZM154 13V14H153ZM165 13H167L166 14V17L164 16V14ZM187 13V14H186ZM196 13H198L199 15L201 14V17L200 16H198ZM229 13V14H228ZM71 14H73V15H71ZM115 14H116V16H115ZM139 16L140 17V15L142 16V17H138L137 18V16ZM139 14V15H138ZM155 14H157V15H155ZM204 14V15H203ZM223 14H224V18L228 15V17H230V18H232V21H230L231 19L229 18L228 19V17H226L224 20L221 18V17H223ZM46 15H50V16H47V18L49 17V19H47L46 18ZM63 15V16H62ZM118 15H120V16H118ZM125 15V16H124ZM134 15V16H133ZM152 15H154V16H157V17H155V22H154V20L153 21H151L152 20V18L154 17H151ZM176 15H178V16H176ZM181 15H182V17H181ZM188 15V16H187ZM192 15V14H191ZM196 15V16H195ZM235 15V16H234ZM62 16V17H61ZM67 16V17H68ZM89 16H91V19H90V21H88L89 20ZM107 16V17H106ZM118 16V17H117ZM122 16H124V17H126L127 18V25L126 24H124L123 25V21H125V23H126V19L124 20V17H122ZM133 16V17H132ZM150 16V17H149ZM160 16V17H159ZM165 18H164V17ZM202 16H204L203 18L204 19H201L202 18ZM241 16V17H240ZM249 16V15H248ZM247 16V17H248ZM52 17V18H51ZM59 17H61L62 19H60ZM66 17V18H67ZM114 17V18H113ZM116 17H117V20H116ZM128 17H130V18H132L131 20H129L128 19ZM149 17V18H148ZM163 17V18H162ZM236 17V18H235ZM74 19V20H77V19ZM107 18V19H106ZM122 18H123V20H122ZM136 18V19H135ZM174 18V20H172V19ZM184 18V20L182 21V19ZM186 18V19H185ZM196 19L197 20V25L198 24H201L202 22V27L201 26H199V27H201V29H199V27L198 26H196V23H195V21H194V19ZM198 18V19H197ZM221 18V19H220ZM51 19V21H52V19H54L55 21H56V25H55V22L54 21H52V25L51 24H49L48 25V22H49V20ZM87 21L86 23H85V20ZM94 19H98L97 21L96 20H94ZM104 19V20H103ZM109 20V21H106V20ZM112 19H114V20H112ZM138 19V20H137ZM151 21V23H148L149 22V20ZM154 19V18H153ZM162 19H163V21H162ZM164 19H166L165 20V22H164ZM167 19H168V23L166 22L167 21ZM171 20V22H169L170 20ZM176 19V20H175ZM180 19V20H179ZM200 19V20H199ZM236 19V20H235ZM95 22H94V21ZM116 20V21H115ZM162 21V22H164V24L163 23H161L160 21ZM186 20H188L187 21V24H185L186 23ZM206 20V21H205ZM99 21V22H98ZM107 23V24H104V25H106L107 27H109V28H107L106 26H104V30H101V28L103 27V23H105V22ZM113 21H114V24H113V28H112V25L111 26H108L109 24H112L113 23ZM118 21V22H117ZM148 21V22H147ZM177 21V22H176ZM181 21V22H180ZM192 22V23H188V22ZM200 21V22H199ZM235 21H236V23H235ZM65 22L66 23H69L70 22V24H65ZM75 22V23H74ZM112 22V23H111ZM120 22V23H119ZM141 22V23H140ZM159 22H160V24H159ZM174 24H173V23ZM180 24H179V23ZM193 22H194V24H193ZM229 22H230V24H229ZM44 23H45V25H44ZM57 23H58V25H60V24H62V25H60L61 27H59V26H57ZM60 23V24H59ZM85 23V24H84ZM98 23H100V24H98ZM117 24V26H118V23L121 25V26H123V28L122 29H124L125 31L127 30V28H130V27H128V26H131V25H128V24H133L132 26H133V28L135 29V31L133 30V28H132V26H131V28H132V30L130 31V33H128L127 35H124V34H126L128 31H129V29L127 30V32L125 33V31L123 30L122 31V29H118L119 27L121 28V26H118V27H116L115 28V26H116V24ZM139 23H140V25H139ZM158 23V24H157ZM167 23V24H166ZM204 23H206V24H204ZM222 23V22H221ZM235 23V24H234ZM247 23H249V22H246V24H245V26L247 25ZM74 24H77V25H75L77 28H74ZM136 24V25H135ZM152 24H154L155 26H159V27H155V26H153ZM172 24V25H171ZM176 24V25H175ZM182 24H185V25H182ZM189 24V25H188ZM190 24H191V26H190ZM193 24V25H192ZM233 24H234V26H233ZM63 25H66V27L68 28V29H70V28H74V31L75 32H73L72 33V30H70V32L72 33V35L74 36L75 35V33L77 32V34L75 35L77 38H75V36L73 37V39H71L72 37H71V34L69 33V31H67L68 33H69V35L67 34V32H65L66 30H68L65 26H63ZM83 25V26H82ZM101 26L102 25V27H100V28H98L99 26ZM141 26V28H135V26ZM153 27H152V26ZM171 25V26H170ZM188 25V29H186V27L185 26H187ZM49 26H52L51 28L49 27ZM164 26H167L168 28L169 27H172L171 28V33H170V29L169 30H167L166 31V29H168L167 27H165L164 29H163V27ZM195 26H196V28H195ZM241 26V25H240ZM53 27H58L57 29H58V31H56L55 30V32L53 31L54 29H53ZM66 29H65V28ZM97 27V28H96ZM124 27H126V29L124 28ZM152 27V28H151ZM183 27V28H182ZM185 27V28H184ZM193 27V28H192ZM232 29V31H230L231 29ZM238 27V29H239V26H237ZM62 28V29H61ZM106 28V29H105ZM130 28V29H131ZM147 28V29H146ZM158 28V30H159V28H160V30L161 29H163V31L162 32H166V34H167V32H168V34H169V36L167 35H165V33H164V35H163V37L165 36V37H167L166 38V41H165V37L163 38V37H160V36H162V32H160V30L159 31H157L156 32V29ZM177 28V29H176ZM192 28V29H191ZM213 28H215V24H214V26H213ZM212 28V29H213ZM230 30H229V29ZM93 29H95V31L93 30ZM100 29V30H99ZM109 29V30H108ZM140 29H142V31H143V33L144 34H142V31L140 30ZM145 29V30H144ZM173 29H175L176 31L178 30V29H181V32L179 31L178 33H176L175 34V30H173ZM183 29H185V30H183ZM195 29V30H194ZM234 29V30H233ZM238 29H236L237 31H238ZM243 29V28H242ZM78 30V31H77ZM97 30V31H96ZM98 30L100 31V32H98ZM117 31L116 32V35H117V33H118V37H116V35H115V33H114V31ZM140 30V31H139ZM148 30V31H147ZM151 30V31H150ZM152 30H153V32H152ZM188 30H190L191 31V34H193V36L191 37L190 35L191 34H189L190 33V31L188 32ZM202 30V31H201ZM215 30H216V28H215ZM219 30H222V31H219ZM60 31V32H59ZM61 31H64V32H61ZM92 31V32H91ZM94 31V32H93ZM105 31H107V35H109V36H111L113 33V36L114 37H112L116 42L118 41L119 43L117 44L116 42V44H114V45H118V47L116 48V46H114L113 45V39L111 40V41H113V42H111L110 40H108L109 39V36H108V38H107V36L104 34V33H106ZM112 32L111 33V35H110V33L109 32ZM119 31V32H118ZM120 31L123 33L124 32V36L120 33ZM136 31H137V33L139 34V35H143L145 38H148V40L149 39H151V40H153L152 42H153V44H151L152 42H151V40H150V42H147L146 40H145V38L144 37H142V38H144V39H142L141 38V36H138V37H140L142 40H144V41H146V42H142V40H141V42H142V45H140L139 43H141L140 42V40H139V38H137V35L138 34H136ZM173 31H174V35H173ZM195 31V32H194ZM196 31H198V34H197V32ZM78 32H81V33H78ZM87 32V31H86ZM88 32V33H89ZM101 32H104V33H102L103 34V36L105 35L106 37H105V39H102V40H98V38L101 36ZM140 32V33H139ZM153 34H152V33ZM227 32H228V34H227ZM60 34V36L58 35V34ZM62 33V34H61ZM63 33H65V34H63ZM89 33V34H90ZM135 33V36L133 35ZM150 33H151V35L152 36H149V37H147L148 35H150ZM159 33V34H158ZM183 34V38H182V36H181V34ZM185 33H186V36H185ZM188 33V34H187ZM196 33V34H195ZM203 33H204V31H203ZM221 33H223V34H221ZM225 33V34H224ZM79 34H84L85 36L84 37H82L81 35H80V37L78 36ZM130 34H132L133 35V37L132 38H134L135 37V39L137 38V40H138V44L140 45H137V41L135 42L134 41V39H132L131 37H127L128 35H130ZM145 34H147V35H145ZM180 34V35H179ZM200 34V35H199ZM64 35V36H63ZM69 36V38H67L68 36ZM173 35V36H172ZM177 35H179V37L177 36ZM187 35H189V40H190V42H191V44H190V42H189V40H188V36ZM222 35V36H221ZM225 35V36H224ZM61 36H63V39L61 38L60 39V37ZM65 36H67L66 38L68 39V40H66L67 42L64 44L63 42H65V41H63V40H65L66 38H65ZM88 37V39H86L85 37ZM122 36V37H121ZM126 36V38H124ZM197 36V37H196ZM224 36V37H223ZM58 37H59V39H58ZM96 37H98V38H96ZM151 37V38H150ZM159 37V38H158ZM177 37V38H176ZM196 37V38H195ZM199 37H202V38H200L201 40L200 41H197V40H199ZM221 37V38H220ZM65 38V39H64ZM81 39V41H76L75 39H77V40H80ZM82 38H83V40H84V42H85V40H87V43H83L84 44V47L87 45L88 46V43L91 41V43L93 42V43H95V45L92 43H89V45L91 44L92 46H89L88 48L87 47H85L86 49H88L89 50V48L90 49H95L94 51L93 50H89V52L90 51H93V53L92 52H90V53H86L85 51V48L83 47V45L81 44V42L83 41L82 40ZM101 38H103L102 36H101ZM111 38V37H110ZM126 39V40H129V42L127 43L124 39ZM130 38H131V40H130ZM162 38V44L163 45H161V43H160V46H159V43H158V39H161ZM168 38H169V41H170V39H172L171 40V42H169L168 41ZM187 38V39H186ZM224 38V39H223ZM229 38V37H228ZM227 38V39H228ZM58 39V40H57ZM69 39H71V42H70V40ZM94 39H96L97 40V43H96V40L94 41ZM100 39V38H99ZM122 39H123V42L125 41V44L123 43V45H120L121 43V41H122ZM178 39H179V41H178ZM183 39H185V40H183ZM203 39H205L207 42H205V40H203ZM61 40H62V42H61ZM77 42V45H75V46H77L78 48H82V49H84L85 51V53L83 52V51H81V52H78V51H80L81 50V48L80 49H77L78 51H76L75 50V47H74V44H76L75 43V41ZM192 40L193 41H196V42H192ZM59 43V41H60V44H61V46H59L58 47V45L57 46H55L56 45V43ZM58 41V42H57ZM68 41H69V43H68ZM73 41H74V44H71V43H73ZM89 41V42H88ZM100 41H102L103 43H106V45H108V46H106V47H110L109 46V44L110 45H113L116 49H114V47L113 46H111L110 48L111 49H114V51H115V53H113V55L115 56V55H117V60L115 59L116 58V56H115V58H112V57H114L113 55H110V53L111 52H113V50H111V49H109V52L110 53H108V52H105V49L108 51V49L107 48H105V44H103L102 42V44L104 45V47L103 48H101L100 46L102 45H100ZM132 41H134L133 43H134V45H137V46H134V45H131V42ZM161 41H159V42H161ZM175 41H176V43H175ZM180 41H182V43H184V44H182ZM185 41V42H184ZM202 41V42H201ZM178 42H180V44H178ZM200 42V43H199ZM64 44V46H63V44ZM68 43V44H67ZM78 43H79V45H78ZM99 43V44H98ZM107 43H109V44H107ZM132 43V44H133ZM143 43H150L151 45L149 46V44L148 45H144ZM185 43H187V44H185ZM50 44H51V46H50ZM54 44V47L52 46ZM69 44H71L72 45V48L71 49H69L71 46H69ZM156 44H158L157 46H155L154 47V45H156ZM166 44H168V45H166ZM171 44V45H170ZM193 44V45H192ZM99 47V48H101V52L99 51V48H97V46ZM100 45V46H99ZM127 45H129V46H127ZM173 45H176L175 46V51H179V56L177 55L178 53H176L175 51H174V49H172L174 46ZM178 45V46H177ZM181 45V46H180ZM203 45V46H204ZM63 46V47H62ZM65 46H67L66 48L67 49H69V50H66L65 51ZM96 48H95V47ZM120 46H123V47H121L122 48V50L121 49H119L120 48ZM127 46V47H126ZM132 46H134V47H132ZM145 46V47H144ZM161 46H163V49L161 48ZM171 46V47H170ZM173 46V47H172ZM208 46H206V48L204 47L203 49L204 50H206L207 52H209L210 53V48H208ZM56 47H58V49L60 48V50H58ZM92 47H94V48H92ZM130 47V48H129ZM139 47V48H138ZM143 48L142 50H141V48ZM152 47H153V49H152ZM159 47H160V49H162V50H160L159 49ZM165 47H167L168 49L170 48V50H168V49H166L165 51H164V49H165ZM196 47V48H197ZM54 48V49H53ZM64 49V50H61V49ZM124 48H126L125 50H124ZM134 50H133V49ZM189 48V47H188ZM55 49H57V50H55ZM96 49H98L97 51H96ZM117 49H119V50H117ZM127 49L129 50V52H131V53H133V51H134V53L135 54H130L128 51H127ZM138 49H140V51L141 52H139V50ZM144 49H145V51H144ZM158 49V50H157ZM172 49V50H171ZM179 49H181V50H179ZM74 50L77 52V53H74ZM104 50V51H103ZM124 50V54H123V51ZM147 50H148V53H147ZM188 50V49H187ZM58 51H60V53L58 52ZM61 51H63V53L61 52ZM68 51H70V52H68ZM73 51V52H72ZM103 51V52H102ZM116 51H118L119 53H117ZM120 51L122 52L121 54H120ZM151 51V55L149 54V52ZM160 51H162L161 53H160ZM169 53H168V52ZM183 51V52H182ZM97 53V55H96V53ZM105 52V53H104ZM143 52H145V55H144V53ZM81 53H83V54H81ZM103 53V54H102ZM125 53H128V54H126V55H129L128 57H130V59H132V61H134V62H138V61H140L141 63L142 62H144V60H146V61H149V59H150V61L152 60V62L154 61V62H156V64H154L153 65V63L151 62V63H149V65H148V63L146 62V66H144L143 64H141L140 62H138V63H131L132 64V66L134 67V66H136L137 65V67H139V66H141V68L139 67L138 68V70L140 69L141 71H139L136 75L138 76H136L135 74V76L137 77V78H134L135 76H133V74H130L131 72L132 73H134L133 71V68H131V66H129L130 68H131V70L129 71L128 70V63L130 64V59H129V61L125 64V65H127V68L125 69V65H124V63L125 62H123V60L125 59H127V57H126V55H125ZM141 53H143L142 55H141ZM153 53H155L154 55H152ZM162 53H165V55L164 54H162ZM174 53H176V55L178 56V57H175L176 55H173ZM182 53H184V54H182ZM67 54H69V56L70 57H68L67 56ZM80 54H81V56H80ZM85 54H87L86 55V57H85ZM102 54V55H101ZM105 54V55H104ZM107 54V55H106ZM146 54H147V56H146ZM161 55V56H165V58L164 57H161V56H158V55ZM168 54V55H167ZM88 55H92V56H89L88 57ZM112 56V57H110V56ZM121 55H125V56H122V57H120ZM141 55V56H143V58L144 59H140V58H142L141 56L139 57V56ZM157 57H156V56ZM167 55V56H166ZM171 55V56H170ZM194 55H195V57L194 56H187L182 62L183 63H185V64H188L189 63V65H194V63H195V65H200L199 63H200V61H201V59H200V61H199V58H197V56H196V54L194 53ZM72 56H73V60H72ZM107 56V57H106ZM138 58H137V57ZM172 58H170V57ZM107 58V59H105L106 60V62H108V60H110L109 58H111L114 62H112V60H110L112 63H113V65H114V67H112V63L111 64H105L104 66L102 65V64H104V63H106L105 62V60L103 59V58ZM109 57V58H108ZM147 57V58H146ZM161 57V58H160ZM70 58H71V60H70ZM96 58V59H95ZM99 58V60H97ZM101 58V59H100ZM120 58H122V59H120ZM124 58V59H123ZM136 58L138 59V60H136ZM149 58V59H148ZM164 58V59H163ZM166 58H167V60H169L168 62H166ZM177 58V59H176ZM196 58V59H195ZM67 59H69V60H67ZM77 60V61H79V63H77V61H74V60ZM91 59H94V60H92V62H89V60L91 61ZM120 59V63H121V66H119L117 63L119 62L118 60ZM127 59V60H128ZM140 59V60H139ZM181 59H179L180 61H181ZM97 60V61H96ZM143 60V61H142ZM163 61V62H160V61ZM195 60V61H194ZM68 61V62H67ZM71 61H74L73 63L71 62ZM88 61V62H87ZM95 61V62H94ZM100 61V62H99ZM101 61H102V63H101ZM103 61H104V63H103ZM149 61V62H150ZM186 61L188 62V63H186ZM199 61V62H198ZM67 62V63H66ZM77 64H76V63ZM82 62V63H81ZM87 62V63H89L90 64V66L87 64H85V63ZM99 62V63H98ZM117 62V63H116ZM123 62V63H122ZM71 65H70V64ZM84 63V64H83ZM117 64V66H119L117 69H118V72H115V71H117V69H116V65L115 64ZM161 63V64H160ZM163 63H165V64H163ZM196 63H198V64H196ZM66 64V65H65ZM75 66H74V65ZM80 64H83V65H80ZM95 64H97V65H95ZM130 64V65H131ZM150 64H151V66L153 65L155 68H156V70H155V68L153 67L152 68V70H151V68H149L150 67ZM167 64V65H166ZM62 65V66H61ZM76 65H77V67L80 65V67L77 69V67H76ZM103 66L104 68H99L100 66ZM107 65H108V67H107ZM123 65V66H122ZM171 65H169L168 67H170ZM189 65H186V68L189 66ZM61 66V67H60ZM86 66V67H85ZM89 66V67H88ZM97 67L96 69H94V68H92V67ZM116 66V67H115ZM125 66V67H124ZM159 66V67H160ZM175 66V65H174ZM205 66H206V62L204 63V68H203V70L205 69ZM66 68V70L68 69V71H66V70H64L63 68ZM68 67V68H67ZM107 67V68H106ZM88 68H90V69H88ZM92 68V69H91ZM109 68H111V71H110V69ZM125 69L126 71H120L119 69ZM149 68V69H148ZM198 68H200V67H197V68H194V71L192 70L191 71V73L188 75V76H186L187 77V79H185V80H187V81H189V82H186V81H184V83H186V85L188 84V83H191L192 85L190 86L191 88L194 86V87H197V89L199 88V87H201V86H207L206 88H208L207 90L209 91V90H211L212 89V85L210 84V83H206V85H205V82L203 81L204 79H206V73L202 70V69H200V70H198ZM62 69H63V71H62ZM99 69V70H98ZM104 69H106V70H104ZM134 69H136L137 70V68H134ZM191 69H193V68H191ZM195 69H197V70H195ZM77 70V71H76ZM87 70H89L88 72H87ZM96 70H98V73L97 72H95L96 74H93L94 72L93 71H96ZM102 70H104L103 72H102ZM108 70V71H107ZM133 70V71H132ZM143 70H145V71H143ZM155 70V71H154ZM162 70V71H161ZM203 71V73H205V74H203L202 73V71ZM91 71V72H90ZM105 71H107V72H109V73H107L106 74V72ZM112 71H114V73L112 72ZM119 71L121 72L120 74H119ZM158 71V72H157ZM183 71H185L184 69H181L180 70V72L182 73ZM100 72V73H99ZM105 72V74H102V73H104ZM128 72H129V74H130V76L131 77H128L129 76V74H128ZM161 72V73H160ZM164 72V71H163ZM195 72V74H194V76H193V79H192V73H194ZM76 73V74H75ZM88 73H92V75L91 74H88ZM117 73L119 74V75H117ZM141 73V74H140ZM149 73V74H148ZM198 73L200 74L201 73V75L203 76V78L201 77V75L199 76L198 75ZM99 74H101L100 75V78L98 77H96V76H99ZM114 74V76H112ZM128 74V76H126ZM152 74H154V75H152ZM161 75V77H160V75ZM182 74H184V72L182 73ZM89 75H91V77H95V81H91L90 82V80H89V82H88V80H86L88 77H90ZM95 75V76H94ZM112 76L111 77V79L114 81V83H116L118 80H120L121 82H122V78H124L123 80L124 81H126L127 80V82H124L123 81V83H125L124 85H125V87H124V85H121L120 84V81L118 82L119 83V85L116 83V85L113 83V81L110 79V77L105 81V79L107 78V76ZM120 75H121V77H120ZM124 77H123V76ZM142 75V76H141ZM147 77H146V76ZM197 75V78L195 77ZM211 75V74H210ZM88 76V77H87ZM120 78H119V77ZM126 76V77H125ZM150 76H151V78H150ZM211 76H213V78H215V75H211ZM76 77V78H75ZM105 77V78H104ZM116 77H118V79H116ZM128 77V78H127ZM152 77H154V80H153V78ZM102 78H104V79H102ZM130 78H134V79H132V80H130ZM138 78H142V80L140 81V79L139 80H137ZM149 78L150 79H152V80H149ZM160 78L161 79H163V82H161L160 81ZM202 78V79H201ZM82 80V79H84L85 80V82H84V80H82V81H80V80ZM94 79V78H93ZM92 79V80H93ZM149 80V82L148 81H146V80ZM166 79V80H165ZM198 79H199V81H198ZM78 82H77V81ZM97 80L99 81V83L97 82ZM104 81V83L103 82H100V81ZM115 80H117L116 82H115ZM129 80H130V82H129ZM135 80V81H134ZM136 80H137V82H136ZM165 80V81H164ZM193 80V81H192ZM202 80V81H201ZM108 81V82H107ZM136 82V83H134V82ZM139 81V82H138ZM151 81V82H150ZM155 81V82H154ZM171 83H170V82ZM94 82V83H93ZM96 82H97V85L98 86H94V84H96ZM110 82V83H109ZM112 82V83H111ZM143 82H145V83H143ZM148 82V83H147ZM153 82L155 83V84H153ZM83 83V84H82ZM89 84V87L91 88H93V87H96L95 89H93V90H95V91H93V90H89L90 88H86V87H84V89L86 90V91H84V89H83V87H82V89H80L79 87V84L82 86V85H84L85 84V86H87L88 84ZM90 83H93V84H90ZM109 83V84H108ZM129 83H132L131 84V86H130V84ZM147 83V84H146ZM151 83V85L153 86V87H151L152 88V90H154V91H152L153 93H151V91H150V89L151 88H149V86H151V85H148V84H150ZM162 83H168V85L170 86V87H174L173 88V90H171L170 89V87H167V85H165V84H161ZM175 83V84H174ZM87 84V85H86ZM103 84H104V86H106L107 88H108V90L107 89H104L103 87H101L100 85H102L103 86ZM113 84H114V86H113ZM134 84H136L137 85V87H142V92L143 93H146V94H144V96H143V93H141L140 91H141V89H140V87H139V90H138V88L134 85ZM139 84V85H138ZM143 84V85H142ZM145 84V85H144ZM172 86H171V85ZM177 84V85H176ZM194 84V85H193ZM91 85V86H90ZM108 85V86H107ZM159 85H161V86H164L165 87V89H164V87H163V89H162V87H160L159 88ZM189 85V84H188ZM209 85V86H208ZM211 85V86H210ZM79 86V87H78ZM100 86V87H99ZM129 88V86H130V88H131V90H130V92H128L130 95H128V93L126 92V94H125V92H124V94H122L121 95V97L122 96H124V97H122V99H121V97L119 96L121 93H123V91L124 90H122V89H128L127 87ZM76 87H78L79 89V91L76 89ZM88 87V86H87ZM109 87H111L110 88V90L112 89V87L114 88V92H111L110 90H109ZM124 87V88H123ZM133 87H135V89L133 88ZM179 87V86H178ZM190 87L188 88V91L191 93V94H189L190 96L191 95H193V96H191V97H193V99L194 98H196V99H194V100H192L191 101V104H192V106H190L189 107V110H188V108H187V112H189V113H193V115L196 113V112H198V113H196L197 115H194V116H196V117H201L200 115H202V112H204L205 111V109H207V108H205V107H207V103L206 102H209V101H204V100H209V98L207 99V98H205V99H200L201 97H202V94H201V92L200 93H198V90L197 89H195V90H197V91H195L194 90V88L191 90L190 89ZM210 87V88H209ZM91 88V89H92ZM101 90H103V91H110V92H107V93H110L109 94V97H111V98H114L113 97V95L115 96V94H118L117 96H119V97H117V98H115V99H109V98H106V97H108V94L107 93H102V92H99V91H101ZM129 88V89H130ZM132 88L134 89V91H132ZM146 88V89H145ZM147 88H149V90L147 89ZM167 88V89H166ZM206 88L204 89V90H206ZM262 88V87H261ZM261 88H259L258 89V91L260 90H263V89H261ZM168 89H170V92L168 93ZM190 89V90H189ZM99 90V91H98ZM118 91V90H121V92L120 91H118V92H116V91ZM138 90V91H137ZM144 90H146L147 92H144ZM159 90V91H158ZM257 90V89H256ZM81 91H84L85 92V94L83 93V92H81ZM99 92L100 94H103L102 95V98L100 97L101 95L100 94H97V93H95V92ZM126 91V90H125ZM128 91V90H127ZM150 91V92H149ZM161 91H163V92H161ZM167 91V92H166ZM258 91H257V93H258ZM132 92V93H131ZM138 92V93H137ZM194 92H197L196 94L197 95H195V93ZM79 93H81V94H79ZM158 93V94H159ZM194 93V94H193ZM90 94V95H89ZM107 94V95H106ZM138 94V96H136ZM148 94V95H147ZM254 94H255V92H254ZM80 95H83V97H81ZM126 95L128 96V97H126ZM172 95H169V96H171V98L173 97ZM91 96H93L94 98H95V100H97V99H100V101H102V103H100L99 101H98V103L99 104H102V105H100L101 107H99L98 106V103H95L94 101H92L94 98L92 97V100H91ZM106 96V97H105ZM168 96V97H169ZM74 97V98H73ZM85 97H86V99H85ZM126 97V98H125ZM142 97H140V98H142ZM150 97H153V96H150ZM175 97H173L174 99H175ZM199 99H198V98ZM83 98V99H82ZM118 98H120V102L119 103H117V101H119V100H117ZM125 98V99H124ZM170 98V97H169ZM246 98V96H244V99ZM106 99H108V100H111L110 101V104H109V101L108 100H106ZM76 102H75V101ZM82 100H83V102L85 101V100H87V103L86 102H84V103H82ZM91 100V101H90ZM198 100H200L199 102H201V103H198V106H196L197 105V102H198ZM72 101H74V102H72ZM116 103H115V102ZM124 101H123V104H124ZM133 102V106H135L134 105V99L133 98H131V100L129 99V102ZM196 101V102H195ZM104 102L107 104V106H105L104 105ZM80 103V104H79ZM89 103V104H88ZM92 103V104H91ZM125 103V104H126ZM194 103H196V104H194ZM203 103V106H201V108L200 109H198L199 107H200V104H202ZM72 104H73V106H74V104H76L74 107H72ZM83 104V105H82ZM92 106H94L93 108H91V105ZM94 104V105H93ZM115 104H118V105H115ZM130 105L132 104V103H129ZM136 104V103H135ZM205 104H206V106H205ZM88 105H90L89 107H88ZM110 105H112V106H110ZM196 107H195V106ZM232 105H233V102H232ZM97 106H98V108H97ZM109 106V108L107 109V111H106V107H108ZM121 106V105H120ZM80 107V108H79ZM110 107H111V113L109 112V113H107L108 111H109V109H110ZM192 107V108H191ZM72 108V109H71ZM74 108H76L77 109V111L78 112H82L83 111V113L84 112H86V110H87V112L86 113H84L85 115H84V117H86L85 118V120L87 121H89V119H91V114L93 115V113H94V115H93V117H92V121H98V119L97 118H99V120L101 121V118H102V120L104 119V118H106V119H104V120H106L107 122H109V121H111L112 119L111 118H115L116 116H117V119H115V120H118V121H115L116 123H122V122H124V124H121V126H119L118 124H116L115 122H114V126L116 125L118 128H119V131H117V132H120L121 131V129H123L124 127V129H123V132L121 131V134H119L120 136H122V137H120L118 134H116L117 132L115 131V130H112L113 128H115V127H113V123H112V121L111 122H109V124H107V125H105L104 123H97L96 125H95V127H94V130L92 129L88 134H86V131L87 130H85V127L83 126V125H81L80 123H79V121H77V123L76 122H72L71 123V121H76V119H78L79 120V115L77 114H74V115H76V116H74V115H72L73 113H75V112H77V111H73V109ZM79 108V109H78ZM91 108V109H90ZM100 109V110H102V112H100V110H95V109ZM101 108H103V109H105V110H103V109H101ZM131 108H132V106H131ZM190 108H191V111H190ZM202 108H204V109H202ZM89 109H90V111L91 112H89ZM93 109V110H92ZM193 109H196V112H195V110H193ZM202 109V111H200ZM69 110H71V111H69ZM198 110V111H197ZM204 110V111H203ZM73 111V112H72ZM77 112V113H78ZM95 112H96V114L97 115H99V116H97V115H95ZM98 112V113H97ZM107 113V116H108V114H110V115H113V116H110V117H107L106 116V113ZM114 112H115V114H114ZM116 112H117V114H116ZM120 112V114H118ZM195 112V113H194ZM200 112H201V114H200ZM79 113V114H80ZM90 113V114H89ZM126 113V115H124ZM134 113V115H132ZM241 113V112H240ZM88 114H89V116H88ZM100 114H102V116H100ZM204 114V113H203ZM71 115H72V117H71ZM191 115V114H190ZM207 115H208V113H207ZM73 116L75 117V118H73ZM106 116V117H105ZM120 116V117H121ZM130 116H133L134 118H131V119H129V117ZM137 116V117H138ZM209 116V115H208ZM237 116L239 117L238 119V121H236L235 123H238L239 125H243V121H241L242 119V115L241 114H239V112H238V114H237ZM96 117V118H95ZM104 117V118H103ZM72 118V119H71ZM87 118H89V119H87ZM93 118H94V120H93ZM201 118H204L205 119V117L203 116V117H201ZM68 119H70L69 121H70V123H67V122H69V121H67ZM108 119V120H107ZM110 119V120H109ZM126 119H128V121L130 122V120H131V123H129ZM119 120H121V121H119ZM237 120V119H236ZM105 121V122H106ZM206 121L208 122L209 121V119H208V117L206 118ZM206 121H205V123H202L201 125L204 127V128H206V126L209 124V122H208V124L206 123ZM204 122V121H203ZM242 124H241V123ZM71 124H73V125H71ZM79 124V125H78ZM191 125H197L198 127H200V128H202V126L201 125H199V124H196V123H190ZM206 124V125H205ZM69 125V126H68ZM71 125V126H70ZM123 125V126H122ZM136 125V126H135ZM81 126V127H80ZM98 126V127H97ZM107 126V127H106ZM110 126H112L111 128H110ZM132 126H134V127H132ZM6 127H10V129H13L12 131L9 129V128H6ZM74 127V128H73ZM108 127L110 128V129H108ZM115 128V129H118V128ZM121 127V128H120ZM3 128V129H2ZM78 128V129H77ZM80 128V129H79ZM84 128V129H83ZM5 129H7V131H8V129H9V131L7 132V131H4ZM100 129V130H99ZM109 130L110 132L112 131H114V133H112L111 135H112V138L110 139V140H112L111 141V143H114L113 144V146H111L112 144H110L107 140H105V137H103V136H101L102 135V133L101 132H99V131H101V130ZM127 131H128V128L126 129ZM131 129H129V131H130ZM84 131V132H83ZM94 131H97V132H95V133H93ZM127 131H125L124 132V135H126L125 133L127 132ZM10 135V137H9V135L7 136V133ZM13 132H15V133H13ZM98 133H101V137H102V139H100V136H99V134ZM15 134V135H14ZM98 136H97V135ZM113 134H115L116 136H119V137H117L116 138V136L115 135H113ZM12 135V136H11ZM87 135H89V136H87ZM83 137V138H81L82 139V141H80L81 139L79 138V139H77V137ZM85 136V137H84ZM91 136H92V139L93 140H95L96 142H94V143H97L98 145H104L105 146V153H106V156H107V158L109 159H105V160H107V161H109V162H111V163H115L116 162V160L117 159H119L117 156V153H113L112 151H110V149H113L114 147H118V146H116V145H118V144H116V143H119V142H123V141H121V139L123 138L124 139V137H125V140L126 141H128L127 143H125V144H121V143H119V145L121 146V150L123 149V147L125 148L124 150L125 151H127V153H125L124 152V150H123V153L121 154L122 156H121V159H119V161L117 160V163H115V164H110L109 163V166H107L106 167V165H105V167L103 166L107 161H105V160H101L102 161V164H101V167H99V165L96 163V164H94L95 163V161H97V160H95V158L93 157V156H90L89 154H85V152H83V150H82V147L80 148V145H81V143L84 141H86L87 140V142H88V144H87V142L86 143H84L83 142V144L82 145H84V146H90V145H92L93 146V144L91 143L92 142V139H91ZM113 136H115V137H113ZM8 137V138H7ZM88 137H90V138H88ZM99 137V138H98ZM131 137H133V136H131ZM256 139L257 137H255L254 135H252L251 137H250V140L252 139V141H250V145L251 146H249L250 148H252V149H250V154H248V156H249V158H247L246 159V163H249V165H246V166H244V168L243 169H245V167H247V173H248V171L250 170L251 172L252 171H255L254 170V166H255V164H256V166H257V160H258V154L257 153H255V151L253 150V148H254V146H255V143H256V140L254 139V138ZM18 138H20V137H18ZM54 138V139H53ZM87 138V139H86ZM113 138H115V139H113ZM119 138V139H118ZM57 139V140H56ZM84 139V140H83ZM90 141H89V140ZM99 139H100V141L102 140L103 142H100V144H99ZM133 139L134 140H136L134 137H133ZM18 140V139H17ZM21 140V139H20ZM19 140V141H20ZM21 140V141H22ZM56 140V141H55ZM63 140V141H62ZM67 140V141H66ZM77 140V141H76ZM3 141H5L4 142V144L2 143ZM9 141H11L12 143H9L8 144V146L6 145V143L7 142H9ZM14 141V140H13ZM72 141H74V142H72ZM107 141V142H106ZM114 141V142H113ZM130 141V142H129ZM64 142V143H63ZM156 142L157 141H155V140H153L152 142H151V144H153L152 146H157V144H156ZM255 142V143H254ZM47 143H51V145H49V144H47ZM63 143V144H62ZM70 144V145H67V144ZM90 143V144H89ZM102 143V144H101ZM254 143V144H253ZM3 144V145H2ZM42 144H43V146H42ZM45 144V145H44ZM54 144V145H53ZM86 144V145H85ZM148 144H150V143H148ZM248 144V145H249ZM252 144H253V147H252ZM47 145V146H46ZM55 145H56V147H55ZM94 145H96V144H94ZM122 145H124V146H122ZM247 144H246V146H245V152H247V151H249V147L247 148V146H248ZM3 146H5V147H3ZM6 146H7V148H6ZM16 146H19L20 148L21 147H23L22 149V151H24V152H22L21 154L23 155V157H18V156H21V154H19L20 153V151H19V149H17V148H19V147H16ZM72 146V147H71ZM76 146H77V148H76ZM119 146V147H120ZM16 147V149H14ZM33 148L34 147V149H36L37 150V148H38V150L40 149L41 150V152H42V150H44V147H48L47 149H51V150H54V151H56V156L58 157V155L60 154V153H62L63 152V154L64 155H59V157L57 158H55L56 160H57V162H56V164L55 165H48V166H50V168L46 165V169L48 168V169H50L48 172L49 173H52V168H55V169H53L54 170V172L56 173V171L58 172V171H63L62 173H56V175H55V173L53 172V174L50 176V174H43V173H41V174H43V175H37V176H39V177H36L35 179H27L26 180V178H24V181H23V183H21V182H18L17 180H15L16 179V176H19V175H16V170L15 169H17L18 170V172H20V175L21 174H28V172L27 171H22V169L23 168H25L24 167V165L25 166H27L26 167V169H28L29 171H31V170H33V169H29V168H31L32 166V164L30 165V164H28V163H26V162H28V160H27V158L28 159H30L29 157H30V155H29V149L30 148ZM53 147V148H52ZM55 147V148H54ZM67 147V148H66ZM118 147V148H119ZM127 147V148H126ZM155 147H154V149H155ZM2 148V149H1ZM64 148V149H63ZM72 148V149H71ZM74 148V149H73ZM247 148V149H246ZM58 149H60V150H58ZM77 149V150H76ZM80 150V152H78L79 150ZM114 149H117V148H114ZM113 149V150H114ZM255 149V148H254ZM15 150V151H14ZM21 150V149H20ZM66 150L68 151L67 153H66ZM74 150H76L75 151V153H73V151ZM156 150V149H155ZM252 150V151H251ZM264 150V149H263ZM262 150V152H264ZM3 151V152H2ZM19 151V152H18ZM27 151V152H26ZM27 153V154H24V153ZM2 153V154H1ZM66 153V154H65ZM83 153H84V155H83ZM125 153V155L123 156V154ZM247 153H249V152H247ZM6 154V153H5ZM49 154H50V152H49ZM69 154V155H68ZM80 154V155H79ZM111 154H113V158H111L110 157V155ZM120 154V153H119ZM263 154V153H262ZM71 155V156H70ZM87 155V156H86ZM70 156V157H69ZM80 156V157H79ZM117 158H116V157ZM251 156V157H250ZM77 157V158H76ZM88 157V158H87ZM255 157H256V159H255ZM22 158V159H21ZM27 160H25V159ZM251 158H252V161H250L251 160ZM4 159V158H3ZM10 159V158H9ZM80 159H81V162H80ZM83 159H84V162H83ZM89 159V160H88ZM90 159L92 160V161H90ZM8 160V159H7ZM16 160V161H15ZM25 160V162H23ZM62 161L61 163L59 162V161ZM100 160V159H99ZM98 160V161H99ZM248 160H249V162H248ZM39 161H41L40 160V158L38 159V162ZM68 161V163L66 164V163H64V162H67ZM86 161H88V162H86ZM122 161V160H121ZM8 162H9V164H8ZM16 162H18L17 164H21V165H23L22 166V169H21V165L19 166L20 168H16L17 166H16ZM22 162H23V164H22ZM86 162V163H85ZM103 162H105V163H103ZM126 162V163H125ZM125 162H123V163H125L126 165H124V168H125V170L126 169H128L127 167H128V165L127 164H129L128 163V161L127 160H125ZM3 163H5V164H3ZM11 163V164H10ZM12 163H14L15 164V167L13 166V164ZM41 163V162H40ZM58 163H60V166H63V164H65V166H64V168L63 167H58ZM237 163V162H236ZM236 163H234V165H236ZM251 163H253L252 165H251ZM7 164V165H6ZM28 164V165H27ZM38 163H36L35 162V164H34V168H37V165ZM4 165H6V166H4ZM9 165V166H8ZM91 165V166H90ZM113 165H116L117 167L115 168V170L113 169ZM238 165V164H237ZM237 165H236V167H237ZM251 165V167L250 168H252V169H250L248 166H250ZM8 166V167H7ZM30 166V167H29ZM39 166H40V164H39ZM127 166V167H126ZM12 167H14V168H12ZM29 167V168H28ZM52 167V168H51ZM236 167H232L231 166V168L230 169H226L225 170V172L227 173V174H230V173H235V168ZM39 168V167H38ZM93 168H97L96 170H95V172H94V170H93ZM112 168V169H111ZM21 169V170H20ZM61 169V170H60ZM63 169V170H62ZM99 169V170H98ZM103 169H104V171H103ZM233 169V171H229V170H232ZM10 170H12V171H10ZM89 170V171H88ZM125 170H123V171H125ZM228 170V171H227ZM2 171V172H1ZM11 172V174H8L9 172ZM16 171V172H15ZM98 171H103V172H98ZM245 171V170H244ZM249 171V172H250ZM68 173V176H67V174L65 175V173ZM89 172H91V174L89 173ZM255 172H257V171H255ZM12 173H13V175L15 176V179H12L13 178V176H12ZM63 173H64V176H62L63 175ZM95 173V174H94ZM100 173V175H99V177L101 178V179H103V183H101V179H99L98 178V176H96V175H98ZM102 173V174H101ZM225 173V174H226ZM242 173H243V171H242ZM245 173H246V171H245ZM246 173V174H247ZM94 174V175H93ZM48 175V176H47ZM59 175H61V176H59ZM112 175V176H111ZM113 175H114V177H113ZM5 176V178L2 180V178ZM45 176H47L48 178H45ZM50 176V177H49ZM55 176H57V178L55 177ZM7 177H10V180H9V178H7ZM12 177V178H11ZM25 177H28L29 178V176L28 175H26ZM42 177V178H41ZM61 177H64V178H62L61 179ZM87 177H88V179H87ZM113 177V178H112ZM255 177H256V175H255ZM37 178H39L38 180L40 181V182H38V180H37ZM45 178V180L46 181H44L43 179ZM79 178V179H78ZM84 178H86L85 180H83ZM92 178V179H91ZM54 179V180H53ZM66 179V180H65ZM89 179H91V180H89ZM97 179H99L98 181H97ZM254 179V178H253ZM5 180V181H4ZM29 180H31V181H29ZM35 180V181H34ZM49 180V181H48ZM52 180V181H51ZM80 180H82V181H80ZM93 180V181H92ZM96 180V181H95ZM252 180V179H251ZM68 182V184L67 183H65L64 184V182ZM52 182H54V183H52ZM73 182V183H72ZM93 182V183H92ZM97 182V183H96ZM109 182V181H108ZM36 183L38 184L37 186H36ZM171 183H173L172 185H174V182H173V180H171V181H169V184L171 185ZM21 184H23V185H21ZM52 184V185H51ZM67 184V185H66ZM96 184V185H95ZM36 187H35V186ZM77 185V186H76ZM79 185H80V187H79ZM112 185V187L110 188L111 190L113 189V184H111ZM34 186V187H33ZM64 186H66V187H64ZM79 187V188H78ZM35 188H36V190H35ZM40 188H43V187H40ZM39 188V189H40ZM90 190H89V189ZM93 188V189H92ZM63 189V190H62ZM78 189H82V190H78ZM92 189V190H91ZM107 189V188H106ZM109 190V189H108ZM104 191V190H103ZM110 191V190H109ZM108 192V191H107ZM114 192H115V190H114ZM59 194V193H58ZM111 194H113L114 195V193H110V197H106V196H102L100 199H98V201H96L97 202V204H96V202H92V204H90V206L92 205V207L94 208H92L91 210H94V212L96 213V214H99V212H102V210H103V213L105 212V214H109V210H108V208L109 207H107V205H108V203H107V200H108V198H110L111 199V196H113V195H111ZM66 197H67V199L68 200H70L71 201V198H70V195H68V194H66ZM46 198H48V199H50V197H46ZM42 200H44L41 196H37V197H33L32 196V200H31V202H30V204H32L33 202H35V205H34V207L36 208L35 209V211H33L32 212V214L31 213H29L31 210H29V209H23L21 206L20 207H16V208H13L12 209V213L15 215V216H17L18 218H20V217H26L28 220L29 219H31V217H36V216H38V208H40V206H41V203H42ZM99 200H100V202H99ZM103 201V203H104V205H103V203H102V201ZM99 204V205H98ZM246 204H249V205H246ZM94 205V206H93ZM245 207H244V213H247V211H250V214H252L253 212L252 211H254V210H251L253 207H252V205L250 206V203H247V202H245L244 204H243ZM260 204H258V206L257 207H260L261 209V211H264V203H262L261 204V206H259ZM89 206V207H90ZM247 206V207H246ZM250 206V207H249ZM263 207V208H262ZM101 208V209H100ZM107 208V209H106ZM245 208L247 209H249V210H246V212H245ZM29 210V211H28ZM104 210H108V211H104ZM219 214V211H217L216 212V214ZM254 215H255V213H253ZM240 214L238 213V214H236V217L237 218H240V216H239ZM254 217V220L255 219H257L258 217H256V216H253ZM258 220V219H257ZM206 221H208V220H206V218H205V220H201V223H203V225H204V223L205 224H207L206 223ZM65 222H66V224H65V226H64V229L63 230H61V231H59V232H57V233H55V239H61V241H63L62 239H68V237H69V235L70 234H73V233H75V232H80V231H82V228H81V226H79V222L78 223H76V221L72 218V217H67V218H65ZM209 223V222H208ZM257 223H259V225L258 226H260V228H258V231H257V234L258 233H260L259 235H258V237H260L262 240H264V226H262V223L264 224V221H262L261 219H259L258 220V222ZM206 226H208V224L206 225ZM212 226V225H211ZM0 227H4V226H1L0 225ZM209 227V226H208ZM212 227H214V226H212ZM212 227H210L211 229H212ZM210 228H207L205 231H204V234H201V235H206L205 234V232H207V230L209 229L210 230ZM261 230V231H260ZM223 231H227V232H229L230 230L229 229H227V228H225ZM235 231V232H234ZM233 232L234 233H238V234H240L241 233V231L240 230H234ZM240 231V232H239ZM243 231V230H242ZM226 232V233H227ZM226 233H222V235H223V237L225 236V234ZM245 233V232H244ZM199 234V233H198ZM242 234H243V232H242ZM201 235L199 236V235H197L196 234V237H201ZM227 236H228V233L226 234ZM3 238V239H2ZM225 238H226V236H225ZM260 239V240H261ZM9 238H5V236L4 237H0V257L2 258V260H5V261H7V262H12V261H14L15 260V258L17 257V252H18V248H15L12 244H10V242H9ZM260 241V245L262 244V243H264V241ZM260 245H259V247H260ZM263 245V244H262ZM261 245V247H260V250L262 249V251H263V253H264V245L262 246ZM241 246H239L238 248L240 249H238V251H234L235 253L234 254H236V253H238L237 255H236V258H233L234 257V254H233V252L231 253V254H233L232 256V258H233V262H235V264H241L242 262H245L244 264H260L261 262H259V261H250V259H247V257L244 255V254H241L242 252H241V250H243L242 248H240ZM43 249V245H38L37 247H32L31 248V250H30V253L28 252V251H26V250H23L22 252H21V255H25V254H29V255H31V253L32 252H38V251H40V250H42ZM168 250V248L167 247H165L164 248V250ZM259 250V251H260ZM49 251L50 250H48V252H47V254L49 253ZM240 251V252H239ZM239 254H241V256H239ZM243 255V256H242ZM194 258H200V259H203V258H205V257H200V256H197V257H194ZM241 258V259H240ZM244 258V259H243ZM200 259H196L195 260V262H193V263H190V264H200V261L202 262V260H200ZM234 259H236V260H234ZM238 259V260H237ZM239 259L240 260H242V261H240L239 262ZM247 260V261H244V260ZM257 259H259L260 260V258H257ZM200 260V261H199ZM228 262H230V264L232 263V264H234L233 262H231V259L230 260H228ZM249 262V263H248ZM259 262V263H258ZM229 264V263H228ZM243 264V263H242ZM261 264H264V262L263 263H261Z\"/></svg>",
    "mask_w": 264,
    "mask_h": 264
}]
</instances>
